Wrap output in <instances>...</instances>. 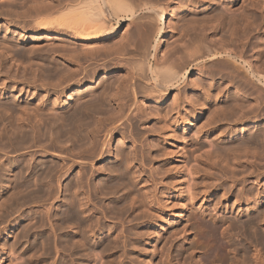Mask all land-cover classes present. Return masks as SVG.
<instances>
[{
  "label": "bare ground",
  "instance_id": "6f19581e",
  "mask_svg": "<svg viewBox=\"0 0 264 264\" xmlns=\"http://www.w3.org/2000/svg\"><path fill=\"white\" fill-rule=\"evenodd\" d=\"M15 1L17 2V0H0V21H4L6 23V26H7V29H5V23H0L2 25H4V29L5 31L2 32V30L0 29V50H2V52L0 51V75L4 74L5 73V76H3V80L6 78L11 77V74L10 72H12V70L16 67V65L14 66V64L12 65V61H15V63L17 64L18 61L19 63L17 64V67L19 66V64H21V66L19 67H22L21 68H18V71H20V73H22V77L21 79L23 80H27L26 83L29 84V86L32 88V90H34V92H32V95H30L29 93L27 92H30V91H27V92H23L21 87V91L20 92H17L15 88H13V91H8V87H7V84H6V79L1 82L0 86H1V91H0V97H3V100H0V150H5L7 153H20L21 150L23 149H26L28 150V148L31 149V147H34V148H40L41 149L43 148L44 149H67L69 152H72V154L75 152V153H78L80 154V157H83L85 158L84 156H87L88 158L90 157L92 159V157H102L103 154H105L104 152V147L106 148L107 146H109L113 139L115 138V136H121L122 138H126L128 135V131L124 132V128L123 126L126 125V121L128 120H131V125H135L137 126V128H141V127H145V125L147 123H149L151 121V119L153 117H163L165 118L167 114L169 113H174V114H177L178 116L176 118H179L181 117L180 116V112L184 111L183 109H186L189 105H191V107L193 106H196L198 108H200V111L198 110V112L200 113H196L195 116H194V119L193 121L195 120H199V117L204 114L205 110H207L206 108L208 106H210L212 103L211 101L208 102V103H205L207 102L208 100H206L205 102H201V97L202 96V89L204 86H206V83L204 84V76L205 77H208L209 79H212L214 80L215 78H220L223 76L227 79L228 82L225 81V84L227 83H231L232 86H235L237 87L235 89V87H233V89L236 90V93L238 94V96L240 95H244L243 90H240L239 88H247L249 89L248 91L251 90L250 94L252 93H257L256 95V103L259 105L258 102H264V67H262V65H264L263 63H260L261 66H259L260 64L257 63V59H256V65H254L252 59L253 58H250L251 57V53L249 54V51L250 50H247L248 47H247V44H248V39L250 38V36L247 34L245 35L244 33H248L247 30H248V27L250 28V25L246 18V22L247 25L245 26L243 24V26L247 27V28H244L245 30H243V26L240 27V29L242 28V30L238 29L237 30V25H238V21H236V23H234L236 26H233L234 28L236 27V30L233 29L232 31V35H234L233 38V41H237V43H234L236 44V46L233 48V47H226L224 45H222L223 43H220L218 40H217V37L215 36V38L213 37H210L209 34H208V30L206 31L205 28L203 27L202 30H199L200 28L199 27H196L199 23L200 25V22H196V16H195V19L194 21H192V23L194 22V25L190 23V29L193 25V27H196L193 28V30H187L186 26L185 27V30H186V33L184 31V35L181 36V33H183V31L180 33V35L178 34V38L176 39H180L182 40L181 42L178 43V40L176 41V46L170 50L172 51H169L167 50L166 51H163L165 54L162 56V57H159L158 56V53H161L159 52V48L161 47V45L163 44V42L165 41V35L164 38L160 39L162 34L165 32V27H167L166 23H165V18L167 16V14H170L172 12V8H170V2H168L167 0H20L19 3L18 2V5L15 3ZM175 1V0H173ZM191 1V4L195 1L193 0H185V2H189ZM198 1V0H197ZM209 1V0H208ZM211 1V0H210ZM251 1V0H250ZM184 0H183V3H185ZM202 2V1H201ZM206 2V1H205ZM218 2V1H217ZM253 2V1H252ZM180 3V2H179ZM190 3V2H189ZM212 3V2H211ZM215 3V2H214ZM231 3V2H230ZM251 3V2H250ZM197 4V3H195ZM232 4V3H231ZM253 4V3H252ZM185 5V4H184ZM182 5L181 3V6H184ZM194 5V4H193ZM217 5V4H215ZM214 5V6H215ZM186 6V5H185ZM190 6V5H189ZM211 6V5H210ZM213 6V7H214ZM188 7V6H187ZM216 7V6H215ZM233 7V6H232ZM235 7V6H234ZM239 7V6H238ZM254 9L255 8H258V7H255L253 6ZM175 8V7H174ZM173 8V9H174ZM181 8V7H180ZM208 8V7H207ZM225 8V7H224ZM223 8V10H224ZM231 8V7H230ZM252 8V7H251ZM188 9V8H187ZM189 9H191L189 7ZM198 9V8H196ZM212 9V8H211ZM221 9V7H220ZM177 10V8H176ZM183 14L185 12V7L184 8H181L180 9ZM200 10V9H199ZM202 10V9H201ZM206 10V9H205ZM210 10V9H209ZM213 10V9H212ZM217 11V9H215ZM226 10V9H225ZM224 10V11H225ZM231 11H235L234 8L233 10L230 9ZM261 10V9H260ZM259 10V11H260ZM214 11V10H213ZM219 11V10H218ZM221 12L222 9L220 10ZM219 11V12H220ZM246 12V9L244 10ZM251 11V10H250ZM256 11V10H254ZM230 12V11H229ZM244 12V13H245ZM249 12V11H247ZM257 12V11H256ZM255 12V13H256ZM263 13V11H261ZM260 12V13H261ZM141 13H145V14H141ZM176 13V12H175ZM181 13V14H182ZM212 13V12H209V14ZM218 13V12H216ZM232 13V12H231ZM243 13V12H242ZM243 13V17L245 16V14ZM251 13V12H250ZM261 13V14H262ZM140 14V15H139ZM173 14V16H175L174 13H171ZM178 14V13H176ZM180 14V15H181ZM206 14V16L204 15V17L207 18V15L208 17L209 16H212V14ZM219 14V13H218ZM218 14H214V19H215V16H217ZM222 14V13H220ZM234 14V13H233ZM248 14V13H247ZM252 14V13H251ZM258 14V13H257ZM264 14V13H263ZM142 16V15H145V18L147 16V19L149 17V20H145V22H149L152 21V19L154 18V22L153 23H158L157 26L156 24H149L148 23H145L146 27L148 28V26L152 29H154V25H155V31H156V34L160 36L159 39H155L153 40L155 43L153 44L152 41L150 40L151 37H149V34L151 32V29L149 28L148 31L149 33L145 32V34H147L145 37L143 34H144V31H147V30H142L140 28V26H138L142 31H143V34H142V31H141V34L142 36H139L140 37H145L143 38V40H139V44H136V49H133L134 51H137V53H139L138 55H141L138 59L140 60L139 62H137V64H135L136 66L133 67V65L130 67L129 65V69H127L126 73L124 74L125 76L121 77L120 76V79L117 78V82H116V79H113L112 81H110V78L107 80H102L98 78V74L103 71L104 73H107L109 74L112 70H116V69H119L121 67H123V65H120V62L118 60H120V57L124 54V49L127 47V45H129V35H124L121 37V39H119L118 41L116 40L115 44L113 46H110V45H107V43L105 44H102L101 41L109 38V37H112L116 34V31L118 30V28L120 27L121 23L123 22H126L128 20H134L137 19L136 16ZM253 15V14H252ZM138 16V17H139ZM172 16V15H171ZM185 17V15H183ZM192 17H194L193 15H191ZM199 16V15H198ZM222 17V15H219L218 16V19H220L219 17ZM223 16H225V12L223 13ZM228 16V15H227ZM232 16V15H231ZM230 16V17H231ZM235 16V15H234ZM251 16V15H250ZM250 16H248L250 18ZM254 16V15H253ZM256 16V15H255ZM203 17V16H202ZM203 17V19H205ZM229 17V18H230ZM252 17V16H251ZM258 17V15H257ZM188 17H186L185 19H187ZM210 18V17H209ZM212 18V17H211ZM229 22L231 21L232 22V19L236 20L237 17H231L232 19H229ZM242 18V17H241ZM263 18V17H262ZM189 19H192V18H188L187 20ZM212 19V20H214ZM225 19H226V16H225ZM224 19V20H225ZM243 19V18H242ZM245 19V18H244ZM243 19V20H244ZM132 20V21H133ZM156 20V21H155ZM199 19H197L198 21ZM206 20V19H205ZM208 20V19H207ZM217 20V19H215ZM214 20V21H215ZM223 19L221 18V21ZM239 20V19H238ZM242 20V21H243ZM254 20V19H253ZM251 20V21H253ZM135 21V20H134ZM202 21V19H201ZM211 21V20H210ZM220 21V20H218ZM250 23H253L251 22ZM255 21V20H254ZM259 21V19H258ZM129 22V21H128ZM127 22V23H128ZM137 22V21H136ZM144 22V21H143ZM225 21H222L221 23H223ZM228 22V23H229ZM241 22V20H240ZM243 22V23H244ZM257 22V21H256ZM261 22V21H259ZM13 23V25H11ZM130 23V22H129ZM138 23V22H137ZM186 25H187V21L185 22ZM197 25H196V24ZM203 23V22H202ZM210 23V22H209ZM215 23H218V22H215ZM214 23V24H215ZM227 23V22H226ZM227 23V24H228ZM242 23V22H241ZM240 23V24H241ZM263 23V22H262ZM131 24V23H130ZM128 24V25H130ZM135 24V23H134ZM142 24V23H141ZM220 24V23H219ZM230 24V23H229ZM255 24H258V23H255ZM261 24V23H260ZM258 24V25H260ZM148 25V26H147ZM185 25V24H184ZM196 25V26H195ZM212 25V24H211ZM257 25V27H258ZM225 26V25H224ZM230 26V25H229ZM231 26V27H232ZM254 26V25H252ZM251 26V28H252ZM264 26V24H263ZM2 27V26H1ZM2 27V28H3ZM143 27V26H142ZM145 27V26H144ZM223 27V26H222ZM232 27V28H233ZM199 28V29H198ZM255 28V27H254ZM173 29V28H172ZM175 29V28H174ZM173 29V30H174ZM229 29V28H228ZM247 29V30H246ZM260 29V28H259ZM250 30V29H249ZM221 31H224V30H221ZM228 31H231L228 30ZM228 31H224V32H228ZM255 31V30H254ZM259 31V30H258ZM128 32V31H127ZM234 32V33H233ZM252 32V31H251ZM256 32V31H255ZM155 33V32H154ZM231 35V32H229ZM250 33V32H249ZM254 33V32H253ZM253 33H251L253 35ZM135 34V33H133ZM152 34V32H151ZM153 37V35H151ZM226 33H224L225 35ZM136 35V34H135ZM223 35V36H224ZM227 35V34H226ZM225 37L227 38L228 36ZM231 35V36H232ZM245 36V39L246 40H243V37ZM138 36V37H139ZM156 36V35H155ZM181 37H184L183 39L180 38ZM218 36V34H217ZM222 36V37H223ZM243 36V37H242ZM133 37V36H132ZM139 37V38H140ZM224 38V40L226 39ZM126 39V41H124ZM133 39V38H131ZM137 39V38H136ZM142 39V38H141ZM175 39V40H176ZM219 39V38H218ZM230 39V37H229ZM44 40H48L46 43L43 42ZM56 40L60 41L57 45V42L56 44L54 43ZM174 40V41H175ZM223 39H221L222 41ZM228 40V39H227ZM252 40V39H251ZM257 40V39H256ZM258 40H261L258 39ZM229 41V40H228ZM231 40L230 43L233 42ZM255 41V40H254ZM263 41V40H262ZM101 43V44H98V43ZM227 43V41H225ZM224 42V44H226ZM251 42V41H250ZM42 43H45V45H43ZM51 43V44H50ZM52 43H54L52 45ZM254 42H252L253 44ZM260 43V42H259ZM259 43H258V49L261 47H259ZM47 44V45H46ZM49 44V45H48ZM229 44V43H228ZM227 44V46H229ZM234 44H230V45H234ZM256 44V43H255ZM252 46V48H254V45ZM262 44V43H260ZM263 45V44H262ZM47 46V47H46ZM50 46V47H48ZM256 46V45H255ZM264 47V46H262ZM261 47V48H262ZM251 47H249L250 49ZM257 48V47H256ZM258 49H255V50H258ZM253 50V49H251ZM259 50H262V49H259ZM246 51H248L246 53ZM259 53V51H257ZM260 52H264V51H260ZM257 53V54H258ZM250 57H248V55ZM256 54V53H255ZM261 54V53H259ZM160 55V54H159ZM264 55V54H262ZM112 56V57H111ZM260 56V55H259ZM252 57H255L254 55ZM258 57V56H257ZM262 57V56H261ZM260 58V57H259ZM9 59H12V63H8V61H10ZM113 59L115 60L116 59V62L113 61ZM264 59V57L262 58ZM28 62V65L31 67L27 68V70L31 69V72L30 70L28 72H30V74L27 73L26 69H25V64L27 65L26 61ZM255 60V59H254ZM25 61V62H24ZM113 61V62H112ZM22 62H24L25 64L23 65ZM9 64V68L10 66L12 65L13 69L6 70V67L7 65ZM259 64V65H258ZM27 65V66H28ZM26 66V67H27ZM209 66H211V68L209 69ZM34 67V68H33ZM89 67V68H88ZM126 67L128 68V65H126ZM124 67V68H126ZM208 67V69H207ZM24 68V69H23ZM20 69V70H19ZM24 70V71H23ZM16 71V70H15ZM22 71V72H21ZM118 71V70H117ZM13 74L15 73L14 71L12 72ZM19 72H17L16 74H18ZM20 73L18 74L20 76ZM80 74H83L82 77H77L79 76ZM225 74V75H224ZM194 75H198L200 76L199 77V80L195 78H193ZM15 76V74H14ZM17 76V75H16ZM105 76V75H104ZM100 77V76H99ZM108 77V76H107ZM119 77V76H118ZM222 77V78H223ZM12 78V77H11ZM101 78V77H100ZM105 77H103L104 79ZM204 78V79H203ZM16 79V78H15ZM14 79V80H15ZM20 79V78H19ZM112 79V77H111ZM209 79L207 80V84L209 83ZM224 79V78H223ZM222 79V80H223ZM10 81V79H7ZM21 80V81H23ZM91 80V85L88 87L86 84V82L90 81ZM99 80V81H98ZM217 80V79H216ZM215 80V81H216ZM17 81V79H16ZM115 81V83H114ZM203 81V82H202ZM214 81V82H215ZM37 82H39V88L40 86L42 87V91H46L47 90V94L43 93L44 95L42 96H38V88H37ZM211 82V81H210ZM213 82V81H212ZM211 83V84H208V86H210V89H214L216 87V83ZM220 82V81H218ZM224 82V81H223ZM222 82V83H223ZM25 84V82H24ZM224 84V85H225ZM218 85V84H217ZM223 85V84H222ZM221 85V86H222ZM22 86V85H21ZM218 87V88H221ZM18 87V86H17ZM226 88V86H224ZM223 87V88H224ZM228 87V86H227ZM224 88V89H225ZM232 88V87H231ZM51 91L52 89V93L51 94H48V91ZM71 90V91H68L66 92V90ZM217 89V88H216ZM229 89V88H228ZM227 89V90H228ZM222 90V88H221ZM219 90V91H221ZM189 91H193L195 92L194 95L196 97H193L192 98V95L190 96V92ZM211 91V90H210ZM224 91V90H223ZM231 91V90H230ZM243 91V92H242ZM40 92V91H39ZM70 92V94H68ZM204 92V91H203ZM208 91L206 90L205 93H207ZM215 92V91H214ZM227 92V91H225ZM235 92V91H234ZM174 93V95H172L173 97V101L171 102L172 103V108L168 109L167 110V106L166 107H161L163 106V104H166V100L169 98V96ZM190 93V94H189ZM209 93V92H208ZM218 89H217V93L215 92V94H217L215 97L218 99V101H226V99H229L230 98V94L229 95H226V94H218ZM222 93V92H220ZM229 93V92H228ZM231 93V92H230ZM233 94V93H231ZM247 94V93H246ZM205 95V94H203ZM214 96V94H213ZM212 92H210L208 95H207V99H210L212 100ZM232 96V95H231ZM235 97H233V102L228 100V104L225 103V105L223 103V106H221V104L219 105V107L217 106H214L211 108L209 107V111L210 109L212 111H210L209 113L211 115H209L208 112H206V114L208 113V115L210 116L208 118V116L206 115V117L208 118V120L206 121L205 119L203 121L206 122V125H202L203 123H198L200 124V128L203 129L205 126H207V123L209 126H211V122L213 121H218L216 119H222L224 118V120L226 119V122L227 121H230L232 120L233 118L236 120H232V121H235V123L238 122V119L240 120L241 117L245 116V115H242L241 113L243 112V114L245 112L248 111V107H250L249 105H251L252 103H248V107H247V103L246 101H244L245 103H242L244 99V97L242 99H240V96L237 97L236 94L234 95ZM254 96V95H253ZM171 97V96H170ZM206 97V96H205ZM242 97V96H241ZM252 97V96H251ZM11 98V99H10ZM204 98V97H203ZM216 98L213 97L214 100H217ZM232 99V98H231ZM248 101V99H246ZM217 101V102H218ZM229 101L234 104L233 106H229ZM254 101V99H253ZM252 101V102H253ZM149 102H151L152 104L156 103V104H159L161 105L160 106V109L161 108H164V110H159L158 108V112L156 113V116L152 115L153 112L151 111H148L150 108V105H149ZM166 102V103H165ZM249 102V101H248ZM211 103V104H210ZM216 103L213 101V104ZM210 104V105H209ZM244 105L245 104V107H243L242 109H244L242 111V109H240L241 111H239L237 108H239L241 105ZM254 104V102H253ZM256 104V105H257ZM167 105V104H166ZM208 105V106H207ZM231 105V104H230ZM261 105V104H260ZM259 105V106H260ZM226 106L225 108H222ZM254 106V105H253ZM251 105V109L253 107ZM262 106V105H261ZM264 106V104H263ZM158 107V105H157ZM149 108V109H148ZM189 108V107H188ZM195 108V107H194ZM214 108V109H213ZM245 108H247V111L245 110ZM249 108V111H251V109ZM255 110L257 111V109L260 107L257 106V109L256 107H254ZM263 108V107H261ZM155 109V108H154ZM166 109V110H165ZM237 109V111H236ZM157 110V108L155 109ZM154 110V111H155ZM182 110V111H181ZM187 110V109H186ZM254 109L252 111H255ZM262 110V109H261ZM196 111V109H195ZM239 113L240 115H242L240 118L238 116L240 115H236L237 113ZM264 112V109L262 110ZM169 112V113H168ZM258 112V111H257ZM261 112V111H260ZM258 112V113H260ZM134 113V114H133ZM252 113H256V112H252ZM257 113V115H258ZM262 113V112H261ZM260 113V114H261ZM247 114V113H246ZM263 114V113H262ZM159 115V116H158ZM171 114H169L170 116ZM191 114H189L190 116ZM194 115V114H192ZM254 115V114H253ZM176 116V115H175ZM175 116L172 117L171 120H174ZM223 116V117H221ZM249 116V114H248ZM250 116H251V112H250ZM255 116V115H254ZM260 116V115H259ZM258 116V117H259ZM263 116V115H261ZM168 117V116H167ZM247 117V116H246ZM245 117V118H246ZM253 117V116H251ZM251 117L247 120H250ZM170 118V117H169ZM174 118V119H173ZM182 118V117H181ZM184 118V117H183ZM190 118V117H189ZM257 118V116H256ZM160 119V117L158 118V120ZM162 119V118H161ZM160 119V120H161ZM187 119V118H186ZM192 119V118H191ZM165 120V119H164ZM163 120V121H164ZM168 120V118H167ZM177 120V119H176ZM181 119H179L178 121H180ZM183 120V119H182ZM190 120V119H189ZM252 120V119H251ZM166 121V120H165ZM164 121V123H166ZM175 121V120H174ZM172 121V122H174ZM201 121V120H200ZM230 121V122H232ZM244 121V119H243ZM242 121V122H243ZM246 121V120H245ZM176 122V121H175ZM220 122V121H219ZM223 122V121H222ZM225 122V123H226ZM241 122V121H240ZM128 123V122H127ZM163 123V124H164ZM169 123V122H167ZM183 123V122H182ZM190 125H193L194 123L192 121L189 122ZM130 124V123H128ZM159 124V123H158ZM157 124V125H158ZM162 122L159 124L160 126H164L166 124H162ZM171 124V122H170ZM185 124V123H184ZM197 124V123H196ZM205 124V123H204ZM217 124V123H216ZM214 123V125H216ZM231 124V123H229ZM233 124V123H232ZM130 125V126H131ZM151 125V124H150ZM158 125V126H159ZM173 125V123H172ZM189 125V124H188ZM213 125V124H212ZM219 125V124H218ZM217 125V126H218ZM256 125V124H255ZM135 126H132L135 128ZM148 126V125H146ZM152 126V125H151ZM159 126L158 129L160 130H164V128H168L170 125H166L163 129ZM168 126V127H167ZM198 126V127H197ZM195 129H199V125H197ZM220 126V125H219ZM230 126V125H229ZM237 126V125H236ZM253 126V124H252ZM264 126V125H263ZM261 128V130H263V127ZM143 127V128H144ZM150 127V126H149ZM156 127V125H155ZM154 127V128H155ZM172 127V126H170ZM169 127V128H170ZM215 127V126H214ZM224 127V126H223ZM242 127V126H241ZM147 128V127H145ZM144 129H140L141 133H142V130L143 132H146L147 130ZM165 128V129H166ZM173 128V127H172ZM185 128V127H184ZM194 128V127H193ZM228 128V127H226ZM245 128V127H244ZM147 129H150V128H147ZM158 129L155 128V131L153 128H151L150 130H154L153 131V135L156 136H159L160 135V132ZM206 129V128H205ZM209 129V128H208ZM225 129V128H224ZM222 129V130H224ZM239 129H242V128H239ZM246 129V128H245ZM255 129V128H254ZM260 128H257L254 130L253 132V129H252V132H247L245 134H248L246 137H244L243 140H236L237 142H233L232 144L229 143L230 145V148H234L235 151L238 150V151H241L243 149V147L245 145H247L248 143L254 145L255 149L257 148V144L259 143H262L260 145H263L264 143V131H261L259 130ZM130 130V129H129ZM134 130V129H132ZM131 130V132H132ZM137 130V129H136ZM136 130L132 133H136ZM145 130V131H144ZM168 130V129H167ZM172 130V129H171ZM227 130V129H225ZM228 130H230L228 128ZM139 130H137L138 132ZM149 131V130H148ZM165 131V130H164ZM173 131V130H172ZM171 131V132H172ZM203 131V130H202ZM234 131V130H233ZM130 132V134H131ZM174 132V131H173ZM199 132H201V130H199ZM219 132V131H218ZM222 132V131H221ZM221 132H219L218 134H220V136H222ZM230 133V131H228ZM127 133V134H126ZM141 133H139L138 135H140ZM151 133V132H150ZM164 133V132H163ZM161 134L162 136L163 135H166L167 136V132L166 134ZM170 133V132H169ZM175 133V132H174ZM174 133H172V136H168L169 139L173 137ZM203 133V132H202ZM223 133H225L223 131ZM243 133V132H242ZM147 134V133H146ZM149 134V133H148ZM171 134V133H170ZM176 134V133H175ZM231 134V133H230ZM105 135V139H103V136ZM136 135V134H135ZM135 135L133 136L135 139ZM145 135V134H144ZM152 135V134H151ZM216 135V133H215ZM126 136V137H125ZM130 136V135H128ZM142 137H144L143 135H141ZM140 136V137H141ZM146 136V135H145ZM161 136V137H162ZM164 136V137H166ZM176 136V135H175ZM198 136V135H197ZM242 136V135H241ZM131 138H133L132 136H130ZM154 137V138H155ZM129 138V137H128ZM160 140V136L158 137ZM163 138V137H162ZM167 138V137H166ZM176 138V137H174ZM190 138V137H189ZM194 138V137H191V139ZM220 138V137H219ZM226 138V137H225ZM228 138V137H227ZM233 138V137H232ZM239 138V137H238ZM241 138V137H240ZM140 139V138H139ZM138 139V140H139ZM142 139V138H141ZM146 139H148L146 137ZM145 139V140H146ZM156 139V138H155ZM215 139V138H214ZM213 139V140H214ZM218 139V138H217ZM215 139V140H217ZM125 140V139H124ZM128 140V139H127ZM137 140V141H138ZM162 140V139H161ZM168 140V139H166ZM187 140V139H186ZM193 140V139H192ZM212 140V141H213ZM222 140V139H221ZM224 140V139H223ZM131 143L132 141L134 142L133 139L130 140ZM137 141L135 140V142L137 143ZM153 140H151L150 142H152ZM164 141V140H163ZM162 141V142H163ZM170 141V140H169ZM172 141V140H171ZM218 141H220L218 139ZM129 142V140H128ZM143 142V141H142ZM148 142V141H147ZM146 142V144H147ZM155 142V141H153ZM167 142V141H166ZM195 142V141H194ZM211 142V141H210ZM227 142H230V141H227ZM189 143V142H188ZM197 142L193 143L196 144ZM201 143V142H200ZM214 143V142H213ZM217 143V142H215ZM220 143H222L221 147H223V141H220ZM133 144V148L135 147L134 146V143ZM131 144V145H132ZM152 144V143H151ZM150 144V145H151ZM155 143H153V147ZM187 144V143H186ZM192 144V143H191ZM191 144H187V149L190 147ZM219 144V142H218ZM226 144V142H225ZM228 144V143H227ZM148 145V144H147ZM149 145V146H150ZM156 145V144H155ZM201 145V144H200ZM229 145H228V148H224V151H225V155H220L221 151L219 152L220 158H223V156H230L227 152L229 150L230 152V149H229ZM257 145V146H256ZM259 145V146H260ZM40 146V147H39ZM148 146V147H149ZM157 146V145H156ZM165 146V145H164ZM185 146V147H186ZM189 146V147H188ZM197 146H198V143H197ZM213 146V145H212ZM217 148V146L219 145H214V148ZM227 146V145H225ZM137 147V146H136ZM152 145L149 147V149H153ZM158 147V146H157ZM160 147V146H159ZM163 147V146H161ZM170 147V146H168ZM168 147H165V148H168ZM195 148H192L191 147L189 149L191 150H194L196 149V146H194ZM199 147V146H198ZM220 146L214 150H216L218 152V149L221 148ZM248 146H246V148H244L243 150L247 153L244 155L243 153V150H242V153L244 156L246 155H249L250 152L252 151H249L247 149ZM250 147V146H249ZM253 147V146H251ZM250 147V148H251ZM263 147V146H262ZM126 148V146H125ZM139 148V147H138ZM136 149V150H139V149ZM201 148V147H200ZM242 148V149H241ZM259 148V147H258ZM257 148V149H258ZM261 148V147H260ZM259 148V150H260ZM29 149V150H30ZM40 149V150H41ZM133 149V150H135ZM162 149V148H161ZM164 149V148H163ZM169 149V148H168ZM188 149V150H189ZM199 150V148H197ZM196 149V151H197ZM222 149V148H221ZM220 149V150H221ZM225 149H228L227 151ZM246 149V150H245ZM253 149V148H252ZM263 149V148H262ZM29 150H28V153H29ZM32 150V149H31ZM30 150V151H31ZM35 150V149H34ZM106 150V149H105ZM119 150V149H118ZM155 150V149H154ZM156 150H160L159 149H156ZM167 150V149H166ZM172 150V148H171ZM170 150V151H171ZM174 150V149H173ZM223 150V149H222ZM249 152H248V151ZM258 150V152H260ZM4 151V152H5ZM26 151V150H25ZM36 151V150H35ZM42 151V150H41ZM40 151V152H41ZM46 151V150H45ZM49 153V150H47ZM51 151V150H50ZM53 151V150H52ZM62 151V150H61ZM60 151V154H62L63 152ZM111 151V150H110ZM127 151L130 152H133V151H130L127 149ZM126 150L122 149L120 151L117 152V155H118V159H117V162L115 164H113L112 167H108L109 169H107L109 172H111V175H116L117 176V180H126L124 179V174H126L125 172V169L129 168L130 166L126 165L127 163L131 164L132 162H128V159L134 157V156H130V158L128 157V152ZM151 151V150H150ZM161 151V150H160ZM160 151H155L157 152V154L155 155H162V154H158ZM195 151V152H196ZM212 151V150H211ZM234 151V152H235ZM37 152V151H36ZM34 152V153H36ZM40 152H37V153H40ZM44 152V151H43ZM42 152V153H43ZM54 152V151H53ZM53 152H51L53 154ZM107 152V151H106ZM136 152V151H134ZM134 152L132 153L134 155ZM140 152V150H139ZM149 152V150H148ZM154 152V151H153ZM165 152V150H164ZM167 152V151H166ZM190 153H192L191 151H189ZM217 152L215 154V152H213V155L217 156ZM223 152V151H222ZM233 152V153H234ZM237 152V151H236ZM253 152V151H252ZM256 152V151H254ZM253 152V153H254ZM263 152L262 151V155H263ZM24 153V152H23ZM41 153V154H42ZM138 153V152H136ZM160 153H163L160 152ZM168 153V152H167ZM167 153L162 155L163 157H165V155L167 156ZM194 153V151H193ZM192 153V154H193ZM231 153V152H230ZM239 155H241L239 152H237ZM235 153V155L238 156V154ZM249 153V154H248ZM6 154V153H5ZM4 154V155H5ZM22 155V152L20 153ZM31 154V153H29ZM55 154V153H54ZM130 153V155H132ZM143 154V153H142ZM153 154V153H152ZM208 154V153H207ZM227 154V155H226ZM257 154V152L255 153ZM253 154V155H255ZM1 155V154H0ZM28 155V154H27ZM37 155V154H36ZM44 155V153L42 154ZM56 155L59 156V154L56 153ZM66 155V154H65ZM64 155V156H65ZM74 155V154H73ZM82 155V156H81ZM136 155V154H135ZM145 155V153L143 154ZM148 155H151L150 152L148 153ZM176 155V154H175ZM204 155H206V153H204ZM212 155V153H211ZM211 155L208 154V156L210 157ZM232 155V154H231ZM260 154H258L259 156ZM19 156V155H18ZM57 156V158H58ZM63 156L60 155V157ZM75 156H77L75 154ZM158 156H154V157H158ZM203 156V154H201V157ZM206 156V157H208ZM250 156V155H249ZM248 156V157H249ZM49 157V156H48ZM150 157V156H149ZM208 157V158H209ZM240 157V156H239ZM242 157V156H241ZM240 157V159H241ZM247 157V156H246ZM247 157V158H248ZM261 157V156H260ZM1 158V156H0ZM51 158V157H50ZM55 158V157H54ZM52 158V159H54ZM56 158V159H57ZM68 158L67 156L64 157V158H59L58 160H49L46 158H43V157H39L38 156H35L33 155V152H32V156H23L22 157H16L14 159H9L11 161H6V160H2L0 159V222H3L4 220L3 219H8L10 217H7L6 215V211H4V209H8L6 207H9L10 208V201L12 202V204H14L13 202H18L19 205L20 203H24L25 205L30 201L31 204H34L33 202H43L44 200H50L48 198H52V196L56 197L59 193H57L55 195V193H53L55 190L58 191V188L56 189V181L58 182V180L60 179H63V178H60L62 176H65V172L69 171L67 170L68 168L66 167V165H70L67 163V159ZM87 158V159H88ZM153 158V157H152ZM155 158V160H156ZM159 158V157H158ZM157 158V159H158ZM199 158V157H198ZM207 159H203V160H208ZM211 158V157H210ZM218 158V157H217ZM225 158V157H224ZM228 158V157H227ZM235 158V162H236V157ZM254 158V156H253ZM4 159V158H3ZM86 159V161H87ZM102 159V158H101ZM136 159V156L135 158ZM145 159V157L143 158V160ZM154 159V158H153ZM161 159V156L160 158ZM201 159V158H199ZM212 159V158H211ZM243 159V157H242ZM246 158L244 157V161ZM252 159V158H251ZM250 159L249 157V162L251 163L252 160ZM259 160V158H257ZM261 159V158H260ZM66 160V162H65ZM83 160V159H81ZM94 160V159H93ZM130 160V161H131ZM163 160V159H162ZM198 160V159H197ZM213 160V159H212ZM219 160V159H218ZM226 160V159H224ZM223 160V161H224ZM257 160V161H258ZM262 160V159H261ZM85 161V159H84ZM133 161V160H132ZM142 161V160H141ZM215 161V159H214ZM220 161V160H219ZM227 161H230L229 159H227ZM234 161V159H233ZM238 161V159H237ZM260 161V160H259ZM258 161V162H259ZM72 162V161H71ZM93 162V161H92ZM143 162H146V161H143ZM141 162V163H143ZM209 162V160H208ZM211 163H213L211 160H210ZM222 162V161H221ZM240 162V161H238ZM264 161H261V163H263ZM205 163V162H204ZM228 163V162H227ZM226 163V164H227ZM232 163V162H231ZM237 163V162H236ZM243 163H246V162H243ZM255 163H256V157H255ZM254 161L252 162V165L255 164ZM260 163V162H259ZM258 163V164H259ZM260 163V164H261ZM77 164V163H76ZM84 164V163H83ZM90 164V163H89ZM145 164V163H144ZM208 164V163H207ZM221 164V163H220ZM224 164V163H223ZM234 164V162H233ZM72 165V164H71ZM70 165V166H71ZM75 165V164H74ZM211 165V164H210ZM210 165L208 167H210ZM214 165V163H213ZM222 165V164H221ZM225 165V164H224ZM228 165V164H227ZM232 165V164H231ZM244 165V164H243ZM250 165V164H248ZM264 165V164H263ZM69 166V167H70ZM73 166V165H72ZM85 166V165H84ZM93 166V164H92ZM110 166V165H109ZM128 166V167H126ZM144 166V165H142ZM178 166V165H177ZM235 166V164H234ZM242 166V165H241ZM255 166V165H254ZM259 166V165H257ZM256 166V167H257ZM262 165H260L259 167H261ZM136 167V165H135ZM203 168V166H198V168ZM207 167V166H206ZM204 167V168H206ZM245 167V166H243ZM256 167H253L252 168H256ZM264 167V166H263ZM92 168V167H91ZM89 167V170L91 169ZM145 168V167H144ZM196 168V167H195ZM230 168V167H229ZM237 168V167H235ZM241 168V167H240ZM250 168V167H249ZM251 168V169H252ZM135 169V168H134ZM132 168V172H134V170ZM141 169H143L141 167ZM200 169V170H201ZM207 169V168H206ZM204 169V170H206ZM247 169H248V166H247ZM259 169V168H257ZM256 169V170H257ZM261 169L263 170L264 168L261 167ZM89 170L85 167H82L80 168L79 170V174L77 173L76 176L80 175V178L81 176L84 174L85 176L89 173L91 174L93 172V169L91 171V173L89 172ZM244 170V169H242ZM246 170V169H245ZM138 171V170H137ZM144 171V170H143ZM155 171V170H154ZM168 171V170H167ZM198 171V170H197ZM196 171V172H197ZM259 171V170H258ZM66 172V173H67ZM108 172V173H109ZM141 172V171H140ZM165 172V171H164ZM264 173V171H262ZM261 172V174H263ZM129 173V172H127ZM136 173V172H135ZM134 173V174H135ZM138 173V172H137ZM154 173V172H153ZM198 173V172H197ZM245 173V172H244ZM110 174V173H109ZM133 174V179H136L134 178ZM156 174V173H155ZM159 174V173H158ZM206 174V173H205ZM255 174V173H254ZM128 175V174H126ZM163 175V174H162ZM166 175V174H165ZM203 175V174H202ZM201 175V176H202ZM260 175V173H259ZM258 175V176H259ZM88 176V175H87ZM91 176V175H90ZM92 176H93V173H92ZM129 176V175H128ZM164 176V175H163ZM234 176H235V171H234ZM241 176V175H240ZM239 176V177H240ZM257 176V174H256ZM68 177V176H67ZM84 177V176H83ZM82 177V178H83ZM130 177V176H129ZM236 177H237V174H236ZM244 177V176H243ZM255 177V176H254ZM56 178H59L56 180ZM75 178V177H74ZM116 178V177H114ZM113 178V179H114ZM73 179V178H72ZM76 179L75 178L74 180L69 181L68 185H67V189H69L70 187H72L74 184H76ZM84 179H88L89 180V177H84ZM131 179V177L129 178ZM129 179H127L129 181ZM240 178H238V181H239ZM246 179V178H245ZM56 180V181H55ZM79 180V179H78ZM77 180V181H78ZM82 180V179H81ZM92 180V179H91ZM116 180V181H117ZM126 180V181H127ZM55 181V182H54ZM66 181V180H65ZM90 181V180H89ZM109 181V179L107 180V182ZM111 181V180H110ZM115 181V179H114ZM114 181L112 180L111 183L107 184L106 186L103 185V188L102 190L104 189V187H110V186H113L115 183ZM127 181V182H128ZM132 181V180H131ZM130 181V183H134L135 181L133 180L132 182ZM241 181V180H240ZM81 182H84L83 180ZM87 181H85L86 183ZM138 182V181H137ZM148 182V181H147ZM56 183V184H54ZM60 183V182H59ZM79 184V182H77ZM118 183V182H117ZM120 183V182H119ZM123 183V181H122ZM126 183V182H124ZM129 183V182H128ZM63 184V183H62ZM77 184V185H78ZM82 184V183H80ZM79 184V186H81ZM89 184V183H87ZM86 184V185H87ZM103 184V183H102ZM101 184V185H102ZM136 184V182H135ZM139 184V183H138ZM196 184V183H195ZM60 185V184H59ZM58 185V186H59ZM66 185V183H65ZM63 185V186H65ZM76 185V186H77ZM100 185V186H101ZM109 185V186H108ZM117 184H115L116 186ZM125 185H128V184H125ZM198 185V184H197ZM214 185V184H213ZM61 185V187H63ZM75 186V185H74ZM118 187L120 186L119 184L117 185ZM130 186V185H129ZM132 186V185H131ZM130 186V187H131ZM204 186V185H203ZM207 186V185H206ZM204 186V187H206ZM210 186V184H209ZM78 187V186H77ZM77 187H75V191L76 189H78ZM117 187V188H118ZM128 187V186H127ZM133 187V186H132ZM54 188V189H52ZM83 184H82V189H83ZM96 188V187H95ZM99 188V187H98ZM112 188V191L115 189L114 186L113 187H110ZM208 188V186H207ZM211 188V187H210ZM66 189V187H65ZM66 189V190H67ZM81 189V187H80ZM85 189V188H84ZM108 188H106L107 190ZM203 189V188H202ZM206 189V188H205ZM54 190V191H53ZM61 190V189H60ZM74 190V188L71 189V191ZM97 190V189H96ZM132 190V189H131ZM55 191V192H56ZM68 191V190H67ZM71 191L69 190L68 192H70V194L72 195H77L78 191L75 193V191H73L71 193ZM108 191V190H107ZM116 191V189L114 190ZM190 191V190H189ZM192 191V189H191ZM203 191V190H202ZM201 191V192H202ZM210 191V190H209ZM224 191V190H223ZM227 191V190H226ZM59 192V191H58ZM66 192V191H65ZM86 192V191H85ZM106 192V191H105ZM108 195L106 197L109 196L110 191H108ZM118 192V191H117ZM116 192V193H117ZM148 192V191H147ZM150 192V191H149ZM197 192V191H196ZM205 192V191H203ZM52 193L54 195H52ZM67 193V192H66ZM100 193V191H99ZM101 193H104V192H101ZM200 193V192H199ZM206 193V192H205ZM61 194V193H60ZM59 194V196H60ZM70 194H63L64 195H69ZM85 194V193H84ZM83 194V195H84ZM107 194V192H106ZM105 194V195H106ZM226 194V193H225ZM74 195V196H75ZM81 195V194H80ZM112 195V194H111ZM114 195V194H113ZM119 195V194H118ZM117 195V196H118ZM195 195V194H194ZM227 195V194H226ZM57 196V197H59ZM68 196V197H69ZM79 196V195H78ZM87 196V195H86ZM121 196V195H120ZM119 196V197H120ZM126 195H123V197H125ZM146 196V194H145ZM195 196H198L195 195ZM200 196V195H199ZM225 196V195H224ZM223 196V197H224ZM251 196V195H250ZM53 197V198H54ZM67 197V196H65ZM67 197V198H68ZM73 197V196H72ZM77 197V196H76ZM83 197V196H82ZM147 197V196H146ZM191 197V196H190ZM194 197V196H192ZM60 198V197H59ZM64 198V197H63ZM65 198V199H67ZM75 198V197H74ZM74 198H72L74 200ZM80 197H78L79 199ZM117 198V197H116ZM115 198V199H116ZM136 198V197H134ZM203 198V197H202ZM205 198V197H204ZM240 198V197H239ZM243 198V197H242ZM62 199V198H60ZM64 199V200H65ZM69 199V198H68ZM67 199V200H68ZM76 199V198H75ZM89 199V198H88ZM113 199V198H112ZM118 199V198H117ZM125 199V198H124ZM196 199V198H195ZM14 200V201H13ZM43 200V201H42ZM56 200V198H55ZM54 200V201H55ZM58 200V199H57ZM143 200V199H142ZM145 200V199H144ZM151 200V199H150ZM246 200V199H245ZM60 201V200H59ZM58 201V202H59ZM66 201V200H65ZM69 201V200H68ZM75 201V200H74ZM74 201H72L70 199L69 201V207L68 205H66L67 209L65 210H61V211H56L55 210L52 212V211H46L47 213L45 214L46 215V219L50 221H55L53 224L52 227H54V230L55 232H59L63 229L64 224L65 223H68L67 226L70 224H74V226L76 225V232L77 230H80L79 228L82 227V226H85V225H81L83 223H80L82 222L81 220V215H80V211H78L79 206H82V203L83 201L82 200H78L79 201H82L79 203V206L77 204V202L75 203ZM89 201V200H88ZM115 201V200H114ZM124 201V200H122ZM121 200L118 201L117 200V203L118 204H121L123 203ZM148 201V200H147ZM198 201V200H197ZM46 202V201H45ZM49 202V201H48ZM62 202V201H61ZM60 202V203H61ZM121 202V203H119ZM150 202V201H149ZM148 202V203H149ZM53 203H56V202H53ZM59 203V204H60ZM89 203V202H88ZM116 204V202H113ZM157 203V202H156ZM191 203V202H190ZM257 203V202H256ZM259 203V202H258ZM46 204V203H45ZM66 204V203H65ZM81 204V205H80ZM114 204V205H115ZM135 204V203H134ZM142 204V203H141ZM154 204V203H153ZM159 204V203H158ZM7 205V206H6ZM30 204H28L29 206ZM63 205V203L61 204ZM60 205V206H61ZM123 204H121L122 206ZM143 205V204H142ZM149 205V204H148ZM184 205V204H183ZM14 206H17V205H14ZM21 206V205H20ZM54 206V205H53ZM85 206V204H84ZM120 206V205H118ZM120 206V207H121ZM144 206V205H143ZM147 206V205H146ZM151 206V205H150ZM190 206V205H189ZM13 207V205H12ZM11 207V209H12ZM59 207V205H58ZM56 207V208H58ZM64 207V208H66ZM83 207V206H82ZM113 207V206H111ZM116 207V206H115ZM115 207H113L115 209ZM124 207V206H122ZM20 207H18L19 209ZM21 208H23L21 206ZM54 208V209H56ZM62 208V209H64ZM78 208V209H77ZM118 208V207H117ZM125 208V207H124ZM187 208V207H186ZM16 207H15V210H18ZM46 209V208H45ZM44 209V210H45ZM59 209V208H58ZM88 209V208H87ZM111 209V210H109ZM121 209V208H120ZM147 209V208H146ZM190 209V208H189ZM254 209V208H253ZM259 209V208H258ZM257 209V210H258ZM9 210V209H8ZM7 210V211H8ZM48 210V209H47ZM80 210V209H79ZM116 210H119V209H116ZM123 210V209H122ZM148 210V209H147ZM145 210V211H147ZM14 211V210H13ZM10 214H12V212ZM83 211V210H82ZM108 211H109V214H111V212H113L112 208H108ZM111 211V212H110ZM115 211V210H114ZM121 211V210H120ZM161 211V210H160ZM263 211V210H261ZM10 212V210H9ZM8 212V213H9ZM39 212V211H38ZM42 212V211H41ZM40 213H34V214H41ZM44 212V211H43ZM116 212H119V211H116ZM115 212V213H116ZM204 212V211H203ZM207 212V211H206ZM15 213V212H13ZM86 213V212H85ZM149 212H146L145 214H147ZM151 213V211H150ZM150 213L147 215V216H150ZM202 213V212H201ZM205 213V212H204ZM44 214V213H43ZM82 214V212H81ZM84 214V213H83ZM263 214V213H262ZM23 215V214H22ZM42 215V214H41ZM40 215V216H41ZM86 215V214H85ZM157 215V214H156ZM252 215V214H250ZM24 216V215H23ZM28 216V215H27ZM34 216V215H33ZM38 216V215H37ZM43 216V215H42ZM152 216V215H151ZM257 216V215H256ZM3 217H7V218H3ZM83 217V215H82ZM158 217V216H157ZM161 217V216H160ZM253 216H251L252 218ZM33 218V217H32ZM36 220H31V221H28L27 223L25 221V225L24 226H21L22 229L19 233V231L17 230V232H13L14 233V240L13 242H15V236H16V239L19 241V244L21 241H25L26 240V243L28 242L27 240H29L32 236V234L36 233L34 231H37L38 229L41 230V228H37V226H39L38 224L39 223H43V222H39L42 218H37L34 216L33 219ZM85 218V217H84ZM254 218V217H253ZM252 219H249V221L253 220ZM2 219V220H1ZM25 218L23 217L20 221H23ZM88 219V218H87ZM162 219V218H161ZM213 219V217H212ZM224 219V218H223ZM247 219L246 218V221L247 222ZM256 219V218H254ZM9 220V219H8ZM7 220V222H8ZM44 220V219H43ZM86 220V219H85ZM258 220V219H257ZM257 220H254L255 222ZM42 221V220H41ZM45 221V220H44ZM84 221V219H83ZM222 221V220H221ZM224 221V220H223ZM248 221V222H249ZM6 222V220H5ZM4 222V223H5ZM6 222V223H7ZM39 222V223H38ZM231 222H232V219H231ZM242 222V221H240ZM247 222V223H248ZM20 223V222H18ZM22 223V222H21ZM36 223H38L36 225ZM100 223V222H99ZM98 223V224H99ZM220 223V222H219ZM228 223H230L228 221ZM235 223V226L237 225L238 227V224ZM251 224H253L252 222H249ZM24 223H22L23 225ZM45 224V223H44ZM81 226H80V225ZM89 224V223H88ZM207 224V223H206ZM205 224V225H206ZM233 224V223H232ZM249 226V229L252 228L251 226H254V225H251ZM1 225H4L3 223ZM1 225H0V229L1 228ZM19 225V224H18ZM46 225V224H45ZM48 225V223H47ZM66 225V224H65ZM69 225V227H70ZM78 225L80 226L78 228ZM87 225V224H86ZM185 225V224H184ZM215 225V224H214ZM223 225V224H222ZM244 225L241 224L240 227ZM9 226V225H8ZM41 226V225H40ZM72 226V225H71ZM73 226V227H74ZM187 226V225H186ZM210 227L212 225H209ZM246 226V229H247V226L248 225H244ZM20 227V228H21ZM48 227V226H46ZM72 227V228H73ZM89 226L87 225V228ZM91 227V226H90ZM89 227V228H90ZM184 227V226H182ZM223 227V226H222ZM229 227V226H228ZM256 227V226H254ZM4 228H7V226L3 227ZM17 228V227H16ZM66 228V227H65ZM74 228V229H75ZM84 228V227H83ZM180 228V227H179ZM216 228V227H215ZM244 228V227H243ZM43 229V228H42ZM51 229V227H50ZM100 229V228H99ZM172 229V228H171ZM170 229V230H171ZM184 229V228H183ZM210 229V228H209ZM221 229V228H220ZM237 229V228H236ZM235 229V230H236ZM246 229L244 228V230L246 231ZM248 229V230H249ZM253 229V228H252ZM250 229V230H252ZM5 230V229H4ZM11 230V229H10ZM14 230V229H13ZM39 230V231H40ZM48 230V229H47ZM73 230V229H71ZM84 230H86L84 228ZM230 230V229H229ZM233 230V229H232ZM242 230V229H241ZM259 230V229H258ZM42 231V230H41ZM44 231H46L44 229ZM53 231V228L52 230ZM64 231V229H63ZM75 231V230H74ZM93 231V230H92ZM91 231V232H92ZM174 231V230H173ZM215 231V230H213ZM2 232V231H1ZM34 232V233H33ZM48 232V231H47ZM54 232V234H55ZM83 232V230L81 231ZM89 232V231H88ZM145 232V231H144ZM167 232V231H166ZM172 232V231H171ZM175 232V231H174ZM225 232V231H224ZM256 232V231H255ZM40 233V232H39ZM38 233V234H39ZM44 233V232H43ZM50 233V231L48 232ZM80 233V232H79ZM148 233V232H147ZM250 233V232H249ZM257 233V232H256ZM7 235H9V233L7 232L6 233ZM42 234V233H41ZM53 235V233H51ZM59 234V233H58ZM58 234H57V237H58ZM78 234V233H77ZM94 234V233H93ZM149 234V233H148ZM169 234V233H168ZM262 234V233H261ZM261 234H259L260 238L261 239L263 237V234H262V237H261ZM50 235V234H49ZM62 235V234H61ZM85 233L82 235L77 236V238L79 237L80 239L81 236H84ZM172 235V234H171ZM255 235V234H254ZM12 236V234H11ZM41 236V237H40ZM38 235V237L42 238V235ZM51 236V235H50ZM50 236H48L50 238ZM55 235H53L54 237ZM69 236V235H68ZM86 236V235H85ZM226 236V235H225ZM232 236V234H231ZM230 236V237H231ZM253 236V235H252ZM35 237V236H33ZM32 237V239H33ZM45 237V236H44ZM62 237V236H60ZM168 237V236H167ZM216 237V236H215ZM214 237V238H215ZM52 238V237H51ZM50 238V239H51ZM59 238V237H58ZM65 238V236H64ZM68 238V237H67ZM70 238V237H69ZM83 238H87V237H83ZM248 238V237H247ZM257 238V237H256ZM30 239V241L32 240ZM39 239V238H38ZM48 238L46 239H42L43 242H46V244H42L38 246H41V251L44 249L43 247H45L44 245H47L49 244L50 246V243H49V240ZM53 239V238H52ZM54 239H57V238H54ZM88 239V238H87ZM86 239V240H87ZM105 240V238H103ZM109 239V238H108ZM219 239V238H218ZM5 240V239H4ZM12 240V239H11ZM59 240V239H58ZM63 240L62 238L60 239V241ZM72 241V239H69ZM69 240H63V243L67 245L64 246L63 244V247L65 248H61L62 250L65 249V253L66 252V248L67 251L70 250L68 246H70L71 244L73 245V243L76 241H74V238H73V242L69 244ZM79 241V239H77ZM85 240V242H86ZM113 243L116 242L118 240V237H117V240L115 241V239H113ZM227 240V239H226ZM229 240V239H228ZM246 240V239H245ZM249 240V239H248ZM254 240V239H253ZM18 241H16V245H19L17 244ZM35 241H36V238H35ZM53 241V240H52ZM57 241V240H56ZM54 241V243L56 242ZM76 241V242H78ZM83 239H82V244L84 245L83 243ZM90 241V240H89ZM101 241V240H100ZM107 241V240H105ZM104 241V242H105ZM112 241V240H110ZM109 240L107 242H109V244L111 243ZM250 241V240H249ZM256 241V240H255ZM5 241H0V246H3L5 247L4 250L6 251L7 248L9 250V247L7 243H5ZM11 242V241H10ZM9 242V243H10ZM12 242V244H13ZM33 243V241H31ZM38 242V240H37ZM51 242V241H50ZM81 242V241H79ZM78 242V244H79ZM99 242V241H98ZM97 242V244H98ZM252 242V241H251ZM261 242V241H260ZM15 243L13 244V247H15ZM26 243H22V244H26ZM31 243V244H32ZM35 243V242H34ZM33 243V245H34ZM51 243V245H56V243ZM69 245H68V244ZM87 243V242H86ZM111 243V244H113ZM119 243V241H118ZM117 243V244H118ZM230 243V242H229ZM228 243V244H229ZM11 244V243H10ZM30 244V243H29ZM28 244V245H29ZM37 244V243H36ZM60 242L57 243V247L58 246H62ZM81 244V245H82ZM89 244V243H87ZM102 244V243H101ZM104 244V243H103ZM102 244V245H103ZM108 243H106V246H107ZM115 244V245H117ZM227 244V245H228ZM241 244V243H240ZM243 244V243H242ZM259 244V243H258ZM75 245V243H74ZM73 245V246H74ZM80 245V246H81ZM114 245V244H113ZM216 247L217 246H220V245H217L215 244ZM223 245H226V244H223ZM239 245V244H238ZM21 246V245H20ZM48 246V245H47ZM78 246V247H80ZM85 246V245H84ZM90 245H87L86 247H89ZM235 246V245H234ZM3 247L1 250H3ZM12 247V248H13ZM17 247V246H16ZM36 247V246H35ZM35 247H33L34 249H36ZM72 247V246H71ZM70 247V248H71ZM85 250L87 251L88 249ZM104 249H105V246L103 245L102 246ZM102 247L100 246V248L102 249ZM109 246L106 247V250ZM111 247V246H110ZM115 246H112V248H114ZM135 247V246H134ZM228 247V246H227ZM239 246H237L238 248ZM259 247V246H258ZM23 248V247H22ZM30 248V247H29ZM49 247H47L48 249ZM52 248V247H51ZM110 248V249H112ZM219 248V247H218ZM223 248V246H222ZM226 248V247H225ZM240 248V247H239ZM18 249H21V248H18ZM33 249V250H34ZM46 247H45V251L44 253L47 251ZM53 249V248H52ZM52 249H48V251L52 250ZM73 249V247H72ZM82 249V247L80 248ZM79 248L76 249L80 250ZM109 249V248H108ZM115 249V248H114ZM186 249V248H185ZM227 249V248H226ZM243 249V247H242ZM247 249V248H246ZM249 249V248H248ZM259 249V248H258ZM14 250V249H13ZM12 250V251H13ZM28 250V249H27ZM30 250V249H29ZM33 250L31 251L32 253ZM37 250V249H36ZM36 250L35 253L37 252ZM75 250V249H74ZM73 250V251H74ZM84 250V251H85ZM118 250V249H117ZM223 250V249H221ZM245 250V249H243ZM11 251V252H12ZM39 251H40V247H39ZM61 251V250H60ZM71 251V250H70ZM68 251V252H70ZM71 251L73 254H75V252ZM82 251V252H84ZM91 251V248L90 250ZM115 251V250H114ZM9 252V251H8ZM14 252V251H13ZM54 252V251H52ZM52 252H50L51 256H52ZM70 252V253H71ZM81 252V251H80ZM104 252H107V251H104ZM219 252V251H218ZM246 252V251H245ZM244 252V253H245ZM256 252V251H255ZM30 253V251H29ZM34 253V254H35ZM88 254V251L86 252ZM91 253V252H90ZM160 253V252H159ZM244 253H243V256H244ZM257 253V252H256ZM8 254V253H7ZM24 254V253H23ZM27 254V253H26ZM31 254V253H30ZM29 254V256H30ZM46 254V253H45ZM44 254V255H45ZM49 252L46 254L48 255ZM49 254V255H50ZM54 254V253H53ZM240 254V253H239ZM247 254V253H246ZM245 254V255H246ZM264 254V253H263ZM5 257V259H0V264H13L15 263L13 261H11L10 257L6 256L5 254H3ZM42 255V254H41ZM42 255V256H44ZM66 255H69V254H66ZM71 255V254H70ZM77 255V254H75ZM90 255V254H89ZM256 255V254H255ZM78 257L81 256L80 254L77 255ZM91 256V255H90ZM235 257L237 255H234ZM241 256V254H240ZM248 256V255H247ZM245 256V257H247ZM89 257V256H87ZM238 257V256H237ZM1 258V257H0ZM28 258V257H27ZM46 258H49L50 257H46ZM61 258V257H60ZM60 258L58 260H60ZM64 258V257H63ZM66 258V257H65ZM64 258V259H65ZM82 258V256H81ZM258 258V257H256ZM48 259V260H49ZM205 259V258H204ZM234 259H237V258H234ZM233 259V260H234ZM243 259V258H242ZM248 259V258H247ZM261 259V258H260ZM47 260V259H46ZM66 260V259H65ZM212 260V259H211ZM241 260V259H240ZM246 260V258H245ZM244 260V262H245ZM253 260V258H252ZM262 260V259H261ZM260 260V261H261ZM27 261V260H26ZM57 261V260H56ZM73 261V259H72ZM81 261V260H80ZM89 261V260H88ZM87 261V263H88ZM239 261V260H238ZM242 261V260H241ZM240 261V262H241ZM264 261V260H263ZM262 261V262H263ZM24 262V261H23ZM35 262V261H34ZM59 262V261H58ZM67 262V261H65ZM65 262H62L61 264H65ZM79 262V261H77ZM84 264L86 263L85 261H83ZM199 262V261H198ZM234 262V261H233ZM239 262V263H240ZM247 262V260H246ZM248 262H249V259H248ZM252 262V261H251ZM256 262V261H255ZM261 262V263H262ZM25 263V262H24ZM23 263V264H24ZM27 263V262H26ZM25 263V264H26ZM45 263V262H44ZM43 263V264H44ZM68 263V262H67ZM66 263V264H67ZM82 263V262H81ZM86 263V264H87ZM19 264V263H18ZM21 264V263H20ZM42 264V263H41ZM46 264V263H45ZM55 264V262H54ZM74 264V263H73ZM76 264V263H75ZM141 264V263H140ZM143 264V263H142ZM241 264V263H240ZM244 264V263H243ZM246 264V263H245ZM249 264V263H248Z\"/></svg>",
  "mask_w": 264,
  "mask_h": 264
},
{
  "label": "rangeland",
  "instance_id": "374dc122",
  "mask_svg": "<svg viewBox=\"0 0 264 264\" xmlns=\"http://www.w3.org/2000/svg\"><path fill=\"white\" fill-rule=\"evenodd\" d=\"M20 0H17V2L15 1V3L18 5V2H19ZM168 1V0H167ZM187 1V0H186ZM195 1V0H194ZM202 1V2H201ZM206 1V2H205ZM218 1V2H217ZM253 1V2H252ZM168 2H170L169 4H170V8H172V12L171 13H174L175 14V16H173V14H167V16H166V20H165V23L167 24L166 26L167 27H165L166 29H165V32L162 34V36H161V38H160V36L159 35H157L156 34V31H155V25H154V29H152V28H150L148 25L150 24H152L154 21V18L152 19V21H150V23L149 22H145V20H149V17H148V19H147V16H146V18H145V15H147V14H145V13H141V14H145V15H142V16H136L137 17V19H135L134 18V20L132 21H130V20H128V21H126V22H123V23H121V25H120V27L118 28V30L116 31V34L114 35V36H112V37H109V38H107V39H105V40H103V41H101V43L102 44H105V43H107V45H110V46H113L114 44H115V42H116V40L118 41L119 39H121V37L122 36H124V35H129V38H130V40H129V45H127V47L124 49V54L120 57V60H118L119 62H120V65H123V67H121V68H119V69H116V70H112L109 74H107V73H104L103 71H101L99 74H98V78H99V80L100 79H102V80H107V78L109 79L110 78V81H112L113 79H116V82H117V78H119L120 79V76L121 77H123V76H125L124 74L126 73V71H127V69H129V65H130V67L133 65V67L134 66H136L135 64H137V62H139L140 60L138 59L141 55H138L139 53H137V51H134L133 49H136V44H139V40L141 41V40H143V38H145V37H147L148 35L147 34H145V32H147V33H149V31H148V29L150 28L151 29V32H152V34H151V32H150V34L151 35H153V37L152 36H150V34H149V37H151L150 38V40L152 41V43L154 44L155 42H156V40L157 39H162V38H164V36L163 35H165V41L163 42V44L161 45V47L159 48V52H161V53H158V56L159 57H162L165 53L163 52V51H166L167 52V50H169V51H172V50H170V49H172V48H174L175 46H176V41L178 40V43L179 42H181L182 40L180 39V41H179V39H176V38H178V34L180 35V33L184 30L185 31V33H186V30H185V27L186 26H188V27H186V29L188 30H193V28H195L196 29V27H199L198 29L199 30H202L203 29V27H204V29L207 31L208 30V34H209V36L210 37H213V38H215V36L217 37V40L220 42V43H223L222 45H224V46H226V47H235L236 46V44H234V43H237V41L235 42V41H233V38L232 37H234V35H232V31H233V29L234 30H236V27L234 28L233 26H236L237 25V23H238V27H237V30L238 29H240V27L241 26H243V24L245 25H247V23L249 22V24H251L250 25V28H249V26H247L248 27V30H247V32L248 33H244L245 35H249L250 36V38L247 40L248 41V44H247V47H248V49L247 50H250L249 51V54L251 53L252 55H251V57L248 55V57H250V58H253L252 59V61H253V63H254V65H256L257 63H263L264 64V59H262L263 57H264V55H262V54H264V52H260V51H264V47H262V46H264V26H263V24H264V0H196L195 1V3H197V4H195L194 2H193V0H192V4H191V1H189V2H185V0H184V2L185 3H183V0H175V1H173V0H169ZM180 2V3H179ZM212 2V3H211ZM215 2V3H214ZM232 4H231V3ZM251 2V3H250ZM20 3V2H19ZM181 3H182V5H184V6H181ZM253 3V4H252ZM21 4V3H20ZM194 4V5H193ZM215 4H217V5H215ZM190 5V6H189ZM211 5V6H210ZM216 7H215V6ZM188 6V7H187ZM214 6V7H213ZM233 6V7H232ZM235 6V7H234ZM239 6V7H238ZM253 6H255V7H258V8H255L254 9V7ZM175 7V8H174ZM184 8L185 7V12H184V14L182 13V12H180L181 10V8ZM189 7L191 8V9H189ZM208 7V8H207ZM220 7H221V9H222V11L223 12H221L220 10ZM225 7V8H224ZM231 7V8H230ZM252 7V8H251ZM174 8V9H173ZM176 8H177V10H176ZM188 8V9H187ZM196 8H198V9H196ZM214 10H212V9ZM223 8H224V10H223ZM233 8H234V10L235 11H231L230 9H232L233 10ZM200 9V10H199ZM202 9V10H201ZM206 9V10H205ZM210 9V10H209ZM215 9H217V11L215 10ZM246 9V12L244 11ZM261 9V10H260ZM220 12H219V11ZM251 10V11H250ZM254 10H256V11H254ZM260 10V11H259ZM230 11V12H229ZM247 11H249V12H247ZM261 11H263V13L261 12ZM178 13V14H176V13ZM209 12H212L213 13V15L212 16H209L208 17V15H207V18L206 17H204V15L206 16V14H209ZM216 12H218V13H216ZM225 12V16H226V19H225V16H223V13ZM232 12V13H231ZM245 14V16L243 17V13ZM254 15H252L251 13ZM256 12V13H255ZM262 14H261V13ZM182 13V14H181ZM212 13H210V14H212ZM220 13H222V14H220ZM234 13V14H233ZM248 13V14H247ZM258 13V14H257ZM181 14V15H180ZM204 14V15H203ZM209 14V15H210ZM214 14L216 15V14H218L217 16H215V19H217V20H215L214 19ZM172 15V16H171ZM183 15H185V17L183 16ZM191 15H193L194 17H192ZM199 15V16H198ZM219 15H222V17L220 16L219 18L220 19H218V16ZM228 15V16H227ZM232 15V16H231ZM235 15V16H234ZM252 17H251V16ZM256 15V16H255ZM257 15H258V17H257ZM195 16L197 17L196 18V22L198 23V22H200V25H199V23H198V25L196 26V27H193V25H194V19H195ZM206 19H203V17ZM233 18V17H237L236 18V20L234 19H232L231 17ZM248 16H250V18L248 17ZM186 17H188V18H192V19H189V20H187V19H185ZM212 17V18H211ZM230 17V18H229ZM244 19H242V18ZM263 17V18H262ZM221 18L223 19L222 21H225V22H223V23H221L222 21H221ZM228 18L229 19H232V22L230 21L229 22V20H228ZM246 18H247V20H246ZM197 19H199L198 21H197ZM201 19H202V21H201ZM208 19V20H207ZM212 19H214V20H212ZM225 19V20H224ZM239 19V20H238ZM255 21H254V20ZM258 19H259V21H261V22H259L258 21ZM191 20H193L194 22L192 23V21ZM211 20V21H210ZM218 20H220V21H218ZM240 20H241V22H240ZM243 20V21H242ZM248 21L247 23H245L246 21ZM251 20H253V21H251ZM138 23H137V22ZM144 21V22H143ZM156 21V20H155ZM187 21V25H186V22ZM236 21H238L237 23H236ZM245 21V22H244ZM250 21L251 22H253V23H250ZM257 21V22H256ZM3 23H5L4 21H2ZM1 21H0V23H2ZM128 22V23H127ZM203 22V23H202ZM210 22V23H209ZM215 22H218V23H215ZM228 24H227V23ZM236 23V25L234 24V23ZM244 22V23H243ZM263 22V23H262ZM135 23V24H134ZM142 23V24H141ZM145 23H148V28L146 27V25H145ZM190 23L191 24H193L192 25V27H191V29L189 28L190 26ZM215 23V24H214ZM220 23V24H219ZM241 23V24H240ZM255 23H258V24H260V25H258V24H255ZM128 24H130V25H128ZM153 24H156V23H153ZM158 24V23H157ZM157 24H156V26H157ZM185 24V25H184ZM212 24V25H211ZM5 25V26H4ZM4 25H2V24H0V29L2 30V32L3 31H5V29H7V26H6V23L4 24ZM11 25H13V23L11 24ZM141 25V26H140ZM225 25V26H224ZM230 25V26H229ZM233 25V26H232ZM241 25V26H240ZM245 25V26H246ZM252 25H254V26H252ZM257 25H258V27H257ZM4 26L5 27V29H4V27L2 28V27ZM138 26H140V28L144 31V30H147V31H144V34H143V31L138 27ZM143 26V27H142ZM145 26V27H144ZM223 26V27H222ZM233 28H232V27ZM245 26H243L242 28H243V30H245L244 28H247V27H245ZM251 26H252V28H251ZM255 27V28H254ZM174 30H173V29ZM229 28V29H228ZM242 28L240 29V30H242ZM260 28V29H259ZM203 29V30H204ZM231 29V31H228V30H230ZM250 29V30H249ZM197 30V29H196ZM221 30H224V31H228V32H224V31H221ZM256 32H255V31ZM259 30V31H258ZM128 31V32H127ZM141 31H142V34L145 36H143V37H140V36H142V35H140L141 34ZM184 31H183V33H181V36H183L184 35ZM252 31V32H251ZM155 32V33H154ZM229 32H231V35H229L230 33ZM254 32V33H253ZM133 33H135V34H133ZM224 33H226L225 35L226 36H228L227 38L225 37V35H224ZM234 33V32H233ZM251 33H253V35L251 34ZM140 36H139V35ZM217 34H218V36H217ZM147 35V36H146ZM156 35V36H155ZM224 35V36H223ZM133 36V37H132ZM140 38H139V37ZM180 36V38H184V37H181ZM223 36V37H222ZM244 36V35H243ZM242 36V37H243ZM229 37H230V39H229ZM131 38H133V39H131ZM137 38V39H136ZM142 38V39H141ZM219 38V39H218ZM224 38H226L225 40H224ZM261 38V40H258V39H260ZM156 39V40H155ZM176 39V40H175ZM221 39H223L222 41H221ZM231 42V40L233 41L232 43H230L228 40ZM252 39V40H251ZM257 39V40H256ZM153 40H155V42L153 41ZM175 40V41H174ZM243 40H246L245 39V36L243 37ZM255 40V41H254ZM263 40V41H262ZM48 40H44L43 42H47ZM55 41V40H54ZM124 41H126V39L124 40ZM225 41H227V43L225 42ZM251 41V42H250ZM56 42H57V45H58V43L60 42V41H58V40H56L54 43L56 44ZM105 42V43H104ZM224 42L226 43V44H224ZM252 42H254L253 44H255L254 45V48H252V46H253V44H252ZM262 43V44H260V43ZM45 43H42L43 45H45ZM54 43H52V45L54 44ZM100 42L98 43V44H101ZM229 43V44H228ZM258 43H259V49H262V50H259L258 49ZM51 44V43H50ZM60 44V43H59ZM227 44L229 45V46H227ZM230 44H234V45H230ZM238 44V43H237ZM47 45V44H46ZM49 45V44H48ZM252 45V46H251ZM47 47V46H46ZM48 47H50V46H48ZM249 47H251L250 49H249ZM257 47V48H256ZM251 49H253V50H251ZM255 49H258V50H255ZM1 52H2V50H0ZM257 51H259V53H261V54H259ZM248 51H246V53H247ZM256 53V54H255ZM258 53V54H257ZM160 54V55H159ZM162 55V56H161ZM255 56V57H252V56ZM260 55V56H259ZM0 56H1V54H0ZM258 56V57H257ZM262 56V57H261ZM112 57V56H111ZM260 57V58H259ZM255 59V60H254ZM256 59H257V61H256ZM10 61H8V63H10L11 61H12V59H9ZM26 61V63H27V65H28V62H27V60H25ZM24 61V62H25ZM113 61H115L116 62V59L114 60L113 59ZM112 61V62H113ZM257 63H256V62ZM13 62V63H12ZM11 63H12V65L14 64V66L16 65V67H17V64L19 63V61H18V63L16 64L15 63V61H12ZM24 62H22V64L24 65L25 63ZM256 63V64H255ZM258 64V65H259ZM10 66V68H9V64L7 65V67H6V70H7V68H8V70H9V72H10V70H12L14 67L13 66ZM26 64L24 65L25 66V69H26V71H27V73L28 74H30V72H31V69H29L30 70V72H28L29 70H27V68H29L30 66L28 65L27 66ZM126 65H128V68L126 67ZM19 66H21V64H19ZM18 66V68H21L22 69V67H19ZM27 66V67H26ZM259 66H261V64L259 65ZM13 67V68H12ZM14 68L13 70H12V72L14 71L15 73V76H14V74L12 73V72H10V74H11V77H9L8 76V78H6L5 77V81H6V84H7V87H8V91L10 92V91H13V88H15L16 89V91L17 92H20L21 91V89H22V91L23 92H27V91H30V92H27V93H31L30 95H32V92H34V90H32V88L29 86V84L28 83H26L27 82V80H23V79H21V77H22V73H20V71H18V68ZM124 67H126V68H124ZM262 67H264V65H262ZM31 68V67H30ZM34 68V67H33ZM89 68V67H88ZM132 68V67H131ZM211 68V66H209V69ZM24 69V68H23ZM207 69H208V67H207ZM208 69V70H209ZM212 69V68H211ZM16 70V71H15ZM20 70V69H19ZM118 70V71H117ZM126 70V71H125ZM24 71V70H23ZM17 72H19L20 73V76L18 75V74H16ZM17 75V76H16ZM105 75V76H104ZM225 75V74H224ZM3 76H5V73L4 74H2V75H0V83L1 82H3L4 80H3ZM83 76V74H80L79 76H77V77H82ZM101 78H100V77ZM108 76V77H107ZM119 76V77H118ZM103 77H105L104 79H103ZM111 77H112V79H111ZM196 77V79H198L199 80V77L200 76H198V75H194L193 76V78H195ZM223 77V76H222ZM220 78V80H219V78H215L214 80H212V79H209L208 77H205L204 76V84L206 83V86H204L203 87V89H202V91H201V93H202V96L204 97H201V102H205L206 100H208L207 102H205V103H208V102H210L211 101V105L210 106H208L206 109L207 110H205V112H204V114H202L200 117H199V120H195V121H193V119H194V116H195V114L196 113H200V112H198V110L200 111V108H198V107H196V106H192L191 107V105H189L186 109H183L184 111H182V112H180L181 114H180V116L182 117H179V118H176L178 115L177 114H174V113H169V114H171L170 116H169V114H167L166 115V117L165 118H163V117H161V116H159L160 117V119L158 120V118L159 117H157L156 116V113L159 111V110H164V108H161L160 109V106L161 105H159V104H152L151 102H149V105H150V108L151 109H149L148 111H151V112H153L152 113V115H154V116H156V117H153L152 119H151V121L149 122V123H147L146 125H148V126H146L145 125V127H147V128H153L154 130H155V128L156 129H158L159 128V124L162 122V124L164 123V121L166 122V123H164V124H166V125H170V126H172V127H168V128H166L165 126L166 125H164L163 127L162 126H160L162 129L164 128V130H160V129H158L159 131H161L160 132V138L162 139H160V140H158L159 138V136H156L155 137V135H153V131L154 130H150V129H147V128H145L144 126V128H145V130H147L146 132H143V130H142V133L140 132L141 130L140 129H144L143 127H141V128H137V126H135V125H131V120H128V121H126V125H124L123 127L124 128H126V129H124V132H126V131H128V135H130V136H134L135 134V137H136V139L133 137V138H131L130 136H128V135H126L125 137L126 138H122L121 136H115V138L113 139V141H112V143L109 145V146H107L106 148L104 147V153L105 154H103V156L100 158V157H92V159L89 157H87V156H84L85 158H83V157H80V154H78V153H73L72 154V152H69L67 149H60L59 148V150L58 149H44L43 150V148L41 149V147L40 148H34V147H31V149L30 148H28V150H29V153H31V154H29L28 153V150H27V148L26 149H23V150H21L20 151V153L22 152V155L23 156H32V152H33V155H35V156H38L39 155V157L41 156V157H43V158H46L47 157V159H49V160H51L52 158H54V159H52V160H58L59 158H64V157H68V158H66L68 161H67V163L68 162H70V163H68V164H72L70 167L68 166V165H66V167L68 168L67 170H69L67 173L65 172V176H62V177H60V178H63V179H60V180H58V182L56 181L57 179H59V178H56V183H54V184H56V185H54V186H56V189L58 188V191H54L53 193H55V195L57 194V193H61L60 194V196H59V194L57 195V196H59L60 198H62V199H60L59 197H54V196H52V198L50 197V198H48V199H50V200H42L43 202H41V201H39V202H33V203H35V205L34 204H31V202L29 201L26 205L22 202V203H20V205L23 207V208H21V206L19 205V203L18 202H15L14 200V204H12V200L10 201V208L9 207H6V208H8L9 210H10V212H9V210L8 209H4V211H6V215H7V217H10V218H8V219H3L4 221L3 222H0V225L3 223L4 225H1V228L2 229H0V241H5L6 240V242L5 243H7L8 244V246H10L9 247V250H8V248H7V250L5 251L4 250V248L5 247H3V246H0V259L2 260V259H5V257H3L4 255L3 254H5L6 256H8V257H10V259H11V261H12V263H13V261L15 262V263H13V264H23L24 262L26 263V264H43L44 262L46 263V264H54V262H55V264H61L62 262H65V261H67V262H65V264L67 263V264H84V262L83 261H85L86 263H87V261H88V263L87 264H264V173L262 172V171H264V169L262 170L261 169V167L262 168H264L263 166V164H264V162L263 163H261V161H264V152H263V155H262V151H264V143H263V145H260V144H262V143H259V144H257L256 146H257V148L259 147H261L260 148V150H259V148L257 149L256 148V150H254L255 148V144L254 145H252L251 143L249 144H247V145H245L244 147H243V149L244 148H246V146H248L247 147V149L249 150V151H256L257 152V154H255L256 152H250V156L249 155H246L247 157L249 156L250 157V159L252 160V162L254 161V163H255V157H256V163L254 164V165H252V162L250 163L248 160H249V157L247 158L246 156H244L245 154H247L242 148V150H243V153H244V155H243V153H242V150L241 151H238V150H236L237 152H239L241 155H239L236 151H235V149L234 148H230V145L235 141V142H237L238 140H243L244 139V137H246L250 132H252V129H253V132H254V130L255 129H257V128H260L259 130H261V128H262V126L264 125V112L262 111L263 109H264V106H263V104H264V102H258L259 103V105L256 103V95H257V93H251L250 94V92H251V90L250 91H248L249 89H247V88H239L240 90H245L244 92H243V94L244 95H239L240 96V99H242L243 97H244V99L245 100H243L242 101V103H245L244 101H246V105H247V107H248V103H252L251 105L253 106L252 107V109L250 108L251 107V105H249L250 107H248V111H247V108H245V110L247 111V112H245L244 114H243V110L244 109H242L243 107H245V104L243 105H241L239 108H237L239 111H241L240 109H242V115H245V116H243V117H241L242 115H240L239 113H237L236 111H237V109H236V115H240V116H238L239 118H240V120L238 119V122L237 123H235V119L233 118L232 120H235V121H232V120H230V121H232V122H230V121H227L226 122V119L224 120V118H223V120L220 118H218V119H216V120H218L217 122L216 121H212L211 123L213 124H211V126H209L208 125V123H207V126L208 127H204L203 129H201L200 128V124L201 123H203L202 125L204 126V125H206V122L205 121H203L205 118V120L207 121L208 120V118L210 117L209 115H211L209 112L210 111H212L211 109V106L212 107H214V106H216V104L218 103H223L224 105H225V103H227L228 104V100H230V101H232L233 100V97H235L234 95L236 94V96L237 97H239L238 96V94L236 93V88L237 87H235V86H232L231 85V83L229 84H225V81L226 82H228L227 81V79L225 78V77H223V78ZM17 79V81H16V79ZM20 78V79H19ZM206 78H207V80L209 79V83L208 84H211V83H213L216 79V81L214 82V83H216L215 85H216V87L214 88V89H210V90H208L209 88H210V86H208V84H207V80H206ZM7 79H10V81L9 80H7ZM15 79V80H14ZM223 79V80H222ZM21 80H23V81H21ZM98 80V81H99ZM211 81V82H210ZM213 81V82H212ZM218 81H220V82H218ZM224 81V82H223ZM24 82H25V84H24ZM203 82V81H202ZM223 82V83H222ZM87 84V86L89 87L90 85H91V80L90 81H88V82H86ZM114 83H115V81H114ZM39 82H37V88H38V96L40 97V96H42V95H44L45 93L47 94V90L46 91H42V87L40 86V88H39ZM90 84V85H89ZM218 84V85H217ZM223 84V85H222ZM225 84V85H224ZM1 85V84H0ZM22 85V86H21ZM222 85V86H221ZM18 86V87H17ZM221 86V88H222V90H221V88H218V87H220ZM224 86H226V88L224 87ZM228 86V87H227ZM20 87H21V89H20ZM225 89H224V88ZM232 87V88H231ZM233 87H235V89H233ZM218 89V94H226V95H229L230 94V98L229 99H226V101H224V102H222V101H218V99L215 97L217 94H215V92L217 93V89ZM229 88V89H228ZM228 89V90H227ZM206 90L210 93V92H212V96H213V94H214V98H216L217 100H214L213 99V97H212V100H210V99H207V95L209 94L208 92L207 93H205L206 92ZM219 90H221V91H219ZM224 90V91H223ZM231 90V91H230ZM0 91H1V86H0ZM40 91V92H39ZM68 91H71V90H66V92H68ZM204 91V92H203ZM215 91V92H214ZM225 91H227V92H225ZM235 91V92H234ZM190 93V96L192 95V98L193 97H196L195 95H194V93L195 92H193V91H189ZM220 92H222V93H220ZM229 92V93H228ZM233 93V94H231V93ZM44 93V94H43ZM52 93V89H51V91H50V89H49V91H48V94H51ZM247 93V94H246ZM68 94H70V92L68 93ZM203 94H205V95H203ZM172 95H174V93H172L170 96H169V98L166 100V104H163V106H161V107H166L167 108V110L166 111H168V109H169V111H170V109L172 108V101H173V96ZM232 95V96H231ZM254 95V96H253ZM206 96V97H205ZM252 96V97H251ZM232 98V99H231ZM11 99V98H10ZM246 99H248V101L246 100ZM253 99H254V101H253ZM0 100H3V97H0ZM213 101L214 102H216V103H214L213 104ZM218 101V102H217ZM229 101V103L231 104H229V106L231 107V106H233L234 104H232L231 102ZM254 102V104H253V102ZM233 102V101H232ZM220 103V104H221ZM217 104V106L219 107V105ZM223 104H221V106H223ZM257 104V105H256ZM157 105H158V107H157ZM169 105H170V107H169ZM243 106V107H242ZM257 106L258 107H260V109L258 108L257 109ZM209 107L211 108L210 109V111H209ZM226 106H224V107H222V108H225ZM254 107H256V109H257V111L258 112H260V113H258L256 110H255V108ZM261 107H263V108H261ZM157 108V110H155V109ZM158 108H159V110H158ZM214 108H216V107H214ZM213 108V109H214ZM249 108L251 109V111H249ZM195 109H196V111H195ZM255 110V111H252V110ZM262 109V110H261ZM155 110V111H154ZM161 110V111H162ZM157 111V112H156ZM156 112V113H155ZM206 112H208L209 113V115H208V113L206 114ZM250 112H251V116H253V117H251L250 116ZM252 112H256V113H252ZM247 113V114H246ZM257 113H258V115H257ZM134 114V113H133ZM189 114H191L190 116H189ZM192 114H194V115H192ZM248 114H249V116H248ZM255 116H254V115ZM176 115V116H175ZM206 115L208 116V118L206 117ZM260 115V116H259ZM261 115H263V116H261ZM168 116V117H167ZM173 116H175L173 119L176 121H174V120H171L170 121V119H172V117ZM247 116V117H246ZM256 116H257V118H256ZM259 116V117H258ZM170 117V118H169ZM184 117V118H183ZM190 117V118H189ZM221 117H223V116H221ZM246 117V118H245ZM251 117V119L250 120H247V119H249V118ZM167 118H168V120H167ZM187 118V119H186ZM192 118V119H191ZM165 119V120H164ZM177 119V120H176ZM179 119H181L180 121H178ZM183 119V120H182ZM190 119V120H189ZM243 119H244V121H243ZM164 120V121H163ZM201 120V121H200ZM246 120V121H245ZM172 121H174V122H172ZM190 121H192L194 124L193 125H190ZM220 121V122H219ZM223 121V122H222ZM241 121V122H240ZM243 121V122H242ZM130 123V124H128V123ZM167 122H169V123H167ZM170 122H171V124H170ZM183 122V123H182ZM226 122V123H225ZM159 123V124H158ZM172 123H173V125H172ZM185 123V124H184ZM197 123V124H196ZM198 123H200V124H198ZM205 123V124H204ZM214 123L216 124V125H214ZM229 123H231V124H229ZM233 123V124H232ZM152 126H151V125ZM159 126H158V125ZM161 124V125H162ZM189 124V125H188ZM220 126H219V125ZM252 124H253V126H252ZM256 124V125H255ZM131 125V126H130ZM155 125H156V127H155ZM197 125H199V129L197 130V129H195V128H197L198 126ZM218 125V126H217ZM230 125V126H229ZM237 125V126H236ZM132 126H135V128L134 127H132ZM150 126V127H149ZM197 126V127H196ZM215 126V127H214ZM224 126V127H223ZM242 126V127H241ZM155 127V128H154ZM185 127V128H184ZM194 127V128H193ZM226 127H228L230 130H228V128H226ZM246 129H245V128ZM264 127V126H263ZM206 128V129H205ZM209 128V129H208ZM227 129V130H225V129ZM239 128H242V129H239ZM255 128V129H254ZM130 129V130H129ZM132 129H134V130H132ZM139 130L138 132H137V130ZM168 129V130H167ZM176 133H174L172 130ZM222 129H224V130H222ZM131 130H132V132H131ZM136 130V133H134V134H132L134 131ZM144 130V131H145ZM149 130V131H148ZM199 130H201V132H199ZM203 130V131H202ZM234 130V131H233ZM155 131H157V130H155ZM172 131V132H171ZM221 132L222 134V136H220V134H218L219 132ZM223 131L225 132V133H223ZM228 131H230V133L228 132ZM261 131H264V128H263V130H261ZM130 132H131V134H130ZM151 132V133H150ZM164 132V133H163ZM166 132L168 133L167 134V136L166 135H161L162 133L163 134H166ZM171 134H170V133ZM203 132V133H202ZM243 132V133H242ZM247 132H249L248 134H245V133H247ZM139 133H141L140 135H138ZM147 133V134H146ZM149 133V134H148ZM172 133H174V135H173V137L172 138H170L169 139V137L168 136H172ZM215 133H216V135H215ZM127 134V133H126ZM146 136H145V135ZM152 134V135H151ZM141 135H143L144 137H142ZM176 135V136H175ZM198 135V136H197ZM242 135V136H241ZM141 136V137H140ZM163 138H162V137ZM164 136H166V137H164ZM105 137V135L103 136V139H105L104 138ZM129 137V138H128ZM146 137L148 138V139H146ZM156 139H155V138ZM174 137H176V138H174ZM190 137V138H189ZM191 137H194V138H192L191 139ZM220 137V138H219ZM226 137V138H225ZM228 137V138H227ZM233 137V138H232ZM239 137V138H238ZM241 137V138H240ZM140 138V139H139ZM142 138V139H141ZM219 139L220 141H223V147L224 148H228V145H229V143H231L230 145H229V149H230V152H229V150L228 149H225L226 151L228 150V154L230 155V156H228L227 154V156H223V158H220V157H222V156H220V155H225L224 153H225V151H224V148L223 147H221V145H222V143H220V141H218V139L217 140H215V139ZM125 139V140H124ZM129 140V142H128V140ZM131 139H133L134 140V142L132 141V143H134V148H133V144L131 143ZM139 139V140H138ZM146 139V140H145ZM166 139H168V140H166ZM187 139V140H186ZM214 139V140H213ZM222 139V140H221ZM224 139V140H223ZM135 140L137 141V143L135 142ZM151 140H153V141H155V142H150ZM164 140V141H163ZM170 140V141H169ZM172 140V141H171ZM213 140V141H212ZM237 140V141H236ZM143 141V142H142ZM148 141V142H147ZM163 141V142H162ZM167 141V142H166ZM197 142L198 143V146H197V143L196 144H194L193 145V143H195V142ZM211 141V142H210ZM227 141H230V142H227ZM146 142H147V144H146ZM189 142V143H188ZM201 142V143H200ZM214 142V143H213ZM215 142H217V143H215ZM218 142H219V144H218ZM225 142H226V144H225ZM152 143V144H151ZM153 143H155L154 144V146L155 147H153ZM191 144L190 145V147H191V149H193V148H195L194 146H196V149L197 148H199V150L197 149V151H196V149H194V150H191V149H187V144ZM228 143V144H227ZM132 144V145H131ZM152 145V147H153V149L151 148V149H149V147ZM201 144V145H200ZM150 145V146H149ZM165 145V146H164ZM213 145V146H212ZM214 145H219L221 148V150L220 149H218V152L216 151V150H214L215 148H216V146H215V148H214ZM225 145H227V146H225ZM260 145V146H259ZM125 146H126V148H125ZM137 146V147H136ZM149 146V147H148ZM160 146V147H159ZM161 146H163V147H161ZM168 146H170V147H168ZM186 146V147H185ZM192 146H193V148H192ZM219 146H217V148L219 147ZM251 146H253V147H250ZM263 146V147H262ZM139 147V148H138ZM165 147H168V148H165ZM201 147V148H200ZM138 148L139 150H140V152H139V150H136V149ZM160 148V150H156V149H159ZM162 148V149H161ZM164 148V149H163ZM171 148H172V150H171ZM216 148V149H217ZM253 148V149H252ZM263 148V149H262ZM37 151V152H40L41 150V152L40 153H37L35 150ZM41 149V150H40ZM106 149V150H105ZM119 149V150H118ZM122 149H124V150H126L127 151V149L128 150H130V151H136V152H138V153H136V152H134V155L132 154L133 152H130L132 155H130V153H129V151H127L128 153V157L130 158V156L132 157V156H134L133 158H132V160H131V158L130 159H128V162H132L131 164H129V163H127L126 165H128V166H130L128 169L126 168L125 169V172L127 171V172H129V173H127L126 172V174H128L130 177H131V179H129L130 177L128 176V175H126V174H124V179H129V183L126 181V180H122L123 181V183H122V181H121V179L120 180H117L118 178H117V176L116 175H111V172H109L107 169H109L110 167H112L113 166V164H115L116 162H117V157H118V155H117V152L118 151H120V150H122ZM133 149H135V150H133ZM155 149V150H154ZM167 149V150H166ZM174 149V150H173ZM251 149V150H250ZM26 150V151H25ZM46 150V151H45ZM47 150H49V153H47L48 151ZM51 150V151H50ZM54 152H53V151ZM62 150V151H61ZM111 150V151H110ZM148 150H149V152H150V154L151 155H148ZM151 150V151H150ZM164 150H165V152H164ZM171 150V151H170ZM212 150V151H211ZM246 150V149H245ZM247 150V151H248ZM258 150L260 151V152H258ZM5 150H0V156H1V158L0 159H2V160H6V161H11L12 159H14L15 158V156L16 157H22V155L19 153H7L6 151L4 152ZM44 151V152H43ZM60 151L61 152H63L62 154H63V156H61L60 157V155H62V154H60ZM107 151V152H106ZM154 151V152H153ZM155 151H160V152H162L163 151V153L164 154H166L167 152V156L165 155V157H163L162 155H164L163 153H158V154H162V155H155V154H157V152H155ZM167 151V152H166ZM189 151H191L192 153H193V151H194V153L192 154V153H190ZM196 151V152H195ZM221 151V152H220ZM223 151V152H222ZM235 151V152H234ZM248 151V152H249ZM24 152V153H23ZM34 152H36V153H34ZM44 153V155H42L43 153ZM51 152H53V154L51 153ZM213 152H215V154H216V152H217V156L215 155H213ZM221 154H220V153ZM234 152V153H233ZM6 153V154H5ZM42 153V154H41ZM55 153V154H54ZM56 153L57 154H59V156L58 155H56ZM145 153V155H143V154ZM153 153V154H152ZM204 153H206V155H204ZM209 155H211V153H212V155L209 157L208 156V154ZM235 153H237L238 154V156L237 155H235ZM5 154V155H4ZM28 154V155H27ZM37 154V155H36ZM66 154V155H65ZM75 154L77 155V156H75ZM136 154V155H135ZM176 154V155H175ZM201 154H203V156L201 157ZM220 154V155H219ZM232 154V155H231ZM253 154H255V155H253ZM258 154H260L259 156H258ZM19 155V156H18ZM65 155V156H64ZM49 156V157H48ZM57 156H58V158H57ZM82 156V155H81ZM117 156V157H116ZM135 156H136V159H134L135 158ZM150 156V157H149ZM154 156H158L159 158H160V156H161V159H159L158 157V159L156 158V157H154ZM206 156H208V157H206ZM242 156L243 157V159H244V157L246 158L245 160L246 161H244L243 159H242V157H241V159H240V157ZM253 156H254V158H253ZM261 156V157H260ZM51 157V158H50ZM145 157V159L143 160V158ZM154 159H153V158ZM201 158V159H199V158ZM218 157V158H217ZM225 157V158H224ZM228 157V158H227ZM234 157H236V162H235V158ZM4 158V159H3ZM57 158V159H56ZM88 158V159H87ZM117 158V159H116ZM155 158H156V160H155ZM208 158V160H209V162H208V160H203V159H207ZM257 158H259V160L257 159ZM262 160H261V159ZM9 159H11V160H9ZM81 159H83V160H81ZM84 159H85V161H84ZM86 159H87V161H86ZM94 159V160H93ZM163 159V160H162ZM198 159V160H197ZM214 159H215V161H214ZM220 161H219V160ZM224 159H226V160H224ZM227 159H229L230 161H227ZM233 159H234V161H233ZM237 159H238V161H240V162H238L237 161ZM248 159V160H247ZM131 160V161H130ZM142 160V161H141ZM210 160L214 163V165H213V163H211L210 162ZM224 160V161H223ZM261 163H259L258 161ZM72 161V162H71ZM93 161V162H92ZM143 161H146V162H143ZM222 161V162H221ZM65 162H66V160H65ZM141 162H143V163H141ZM205 162V163H204ZM228 162V163H227ZM232 162V163H231ZM233 162H234V164H235V166H234V164H233ZM243 162H246V163H243ZM77 163V164H76ZM84 163V164H83ZM90 163V164H89ZM145 163V164H144ZM208 163V164H207ZM222 165H221V164ZM225 165H224V164ZM228 165H227V164ZM259 163V164H258ZM75 164V165H74ZM92 164H93V166H92ZM211 164V165H210ZM232 164V165H231ZM244 164V165H243ZM248 164H250V165H248ZM85 165V166H84ZM110 165V166H109ZM112 165V166H111ZM135 165H136V167H135ZM142 165H144V166H142ZM178 165V166H177ZM210 165V167H208ZM242 165V166H241ZM257 165H262L261 167H259V166H257ZM128 166H126V167H128ZM198 166H203V168L201 169L200 167L198 168ZM207 166V167H206ZM243 166H245V167H243ZM247 166H248V169H247ZM252 166L253 167H256V168H252ZM82 167H85V168H87L88 170H89V167L91 168L90 170L92 171V169H93V176H92V173H91V171L89 170V172L91 173V174H87L86 176L83 174L82 176H81V178H80V175H78V176H76L77 175V173L79 174V170H80V168H82ZM109 167V168H108ZM141 167L143 168V169H141ZM145 167V168H144ZM196 167V168H195ZM204 167H206V168H204ZM230 167V168H229ZM235 167H237V168H235ZM241 167V168H240ZM250 167V168H249ZM107 168V169H106ZM132 168L134 169L133 171L134 172H132V173H130L131 171H132ZM252 168V169H251ZM257 168H259V169H257ZM201 169V170H200ZM204 169H206V170H204ZM242 169H244V170H242ZM246 169V170H245ZM257 169V170H256ZM138 170V171H137ZM144 170V171H143ZM155 170V171H154ZM168 170V171H167ZM198 170V171H197ZM259 170V171H258ZM141 171V172H140ZM165 171V172H164ZM198 173H197V172ZM234 171H235V176H234ZM110 174H109V173ZM136 172V173H135ZM138 172V173H137ZM154 172V173H153ZM245 172V173H244ZM261 172L263 173V174H261ZM135 173V174H134ZM156 173V174H155ZM159 173V174H158ZM206 173V174H205ZM255 173V174H254ZM259 173H260V175H259ZM133 174H134V178H136V179H133ZM164 176H163V175ZM166 174V175H165ZM203 174V175H202ZM236 174H237V177H236ZM256 174H257V176H256ZM91 175V176H90ZM132 175V176H131ZM202 175V176H201ZM241 175V176H240ZM259 175V176H258ZM68 176V177H67ZM86 178V177H89V180L88 179H84V177ZM240 176V177H239ZM244 176V177H243ZM255 176V177H254ZM77 178L76 179V184H74L72 187H70L69 189H67V185H68V183H69V181H70V179H71V181L72 180H74L75 178ZM83 177V178H82ZM114 177H116V178H114ZM73 178V179H72ZM115 179V181H114V179ZM238 178H240L239 179V181H238ZM246 178V179H245ZM79 179V180H78ZM84 181V182H81L82 180ZM92 179V180H91ZM109 179V183H111L112 182V180L114 181V183L115 184H119L120 186L118 187L117 185L115 186V184L113 185L114 186V188L116 189V191H112V188H110V187H113V186H110V187H104V189L102 190V188H103V185L104 186H106L107 184H109L108 182H107V180ZM66 180V181H65ZM78 180V181H77ZM111 180V181H110ZM117 180V181H116ZM134 180L135 182H136V184H135V182L133 183L132 181ZM241 180V181H240ZM54 181V182H55ZM75 181V180H74ZM85 181H87L86 183H85ZM130 181L132 182V183H130ZM138 181V182H137ZM148 181V182H147ZM60 182V183H59ZM77 182H79V184L80 183H82L83 184V187L85 188H83L82 189V184H80L81 186H79V184L77 183ZM118 182V183H117ZM120 182V183H119ZM124 182H126V183H124ZM63 183V184H62ZM65 183H66V185H65ZM87 183H89V184H87ZM103 183V184H102ZM139 183V184H138ZM196 183V184H195ZM60 184V185H59ZM78 184V185H77ZM87 184V185H86ZM102 184V185H101ZM125 184H128V185H125ZM198 184V185H197ZM209 184H210V186H209ZM214 184V185H213ZM59 185V186H58ZM61 185L63 186V185H65V186H63V187H61ZM79 187H77V186ZM101 185V186H100ZM131 187H130V186ZM208 186V188H207V186L206 187H204V186ZM109 186V185H108ZM128 186V187H127ZM65 187H66V189L69 191H71V189L72 188H74V190H72L71 191V193L73 192V191H75V187H77L78 189H76V191H75V193L78 191V193H77V195H72V194H70V192H68L66 189H65ZM80 187H81V189H80ZM96 187V188H95ZM99 187V188H98ZM102 187V188H101ZM118 187V188H117ZM211 187V188H210ZM106 188H108L107 190L108 191H110V193L112 194H109V196L108 197H106L107 195H108V191L106 190ZM203 188V189H202ZM206 188V189H205ZM52 189H54V188H52ZM61 189V190H60ZM97 189V190H96ZM132 189V190H131ZM191 189H192V191H191ZM190 190V191H189ZM205 191V192H203V191ZM210 190V191H209ZM224 190V191H223ZM227 190V191H226ZM67 193H66V192ZM86 191V192H85ZM99 191H100V193H99ZM107 192V194H106V192ZM118 191V192H117ZM148 191V192H147ZM150 191V192H149ZM197 191V192H196ZM202 191V192H201ZM101 192H104V193H101ZM117 192V193H116ZM200 192V193H199ZM52 193V195H54ZM70 194V196L69 195H64L63 196V194ZM74 193V192H73ZM85 193V194H84ZM227 195H226V194ZM81 194V195H80ZM84 194V195H83ZM106 194V195H105ZM114 194V195H113ZM119 194V195H118ZM145 194H146V196H145ZM197 195L198 194V196H195V195ZM79 195V196H78ZM87 195V196H86ZM118 195V196H117ZM121 195V196H120ZM123 195H126L125 197H123ZM200 195V196H199ZM225 195V196H224ZM251 195V196H250ZM65 196H69L68 198L67 197H65ZM73 196V197H72ZM77 196V197H76ZM83 196V197H82ZM120 196V197H119ZM191 196V197H190ZM192 196H194V197H192ZM224 196V197H223ZM54 197V198H53ZM64 197V198H63ZM76 199H75V198ZM78 197H80L79 199H78ZM118 199H117V198ZM134 197H136V198H134ZM203 197V198H202ZM205 197V198H204ZM240 197V198H239ZM243 197V198H242ZM55 198H56V200H55ZM65 198H67L69 201H70V199L72 200V201H76L77 202V204H76V206L78 205L79 206V203L80 202H82L83 201V203H82V206H79V207H81V208H77L78 209V211H80L79 213H80V215H81V221L82 222H80V223H83V224H81V225H85V226H82V227H80L79 225H78V228L80 229V230H77V232H76V225L74 226V224H69L70 225V227H69V225L67 226V224L68 223H65L64 224V226L66 227H63V229H64V231H63V229L61 230V231H59V232H55V230H54V227H52L53 225H51V224H53L55 221H51V223H50V221L49 220H47L46 219V211H49L51 208V210L50 211H54L55 210V212L56 211H61V210H65V209H67V207H66V205H68L69 204V201L67 200V199H65ZM72 198H74V200L72 199ZM89 198V199H88ZM113 198V199H112ZM116 198V199H115ZM125 198V199H124ZM196 198V199H195ZM58 199V200H57ZM66 201H65V200ZM143 199V200H142ZM145 199V200H144ZM151 199V200H150ZM246 199V200H245ZM55 200V201H54ZM60 200V201H59ZM78 200H82V201H79L78 202ZM89 200V201H88ZM115 200V201H114ZM117 200L118 201H122V200H124V201H122L123 203H121V202H119V203H121V204H123L122 206H124V207H122L121 206V204H118L117 203ZM148 200V201H147ZM198 200V201H197ZM46 201V202H45ZM49 201V202H48ZM59 201V202H58ZM62 201V202H61ZM74 201V202H75ZM150 201V202H149ZM53 202H56V203H53ZM61 202V203H60ZM75 202V203H76ZM89 202V203H88ZM113 202H116V204L115 203H113ZM149 202V203H148ZM157 202V203H156ZM191 202V203H190ZM257 202V203H256ZM259 202V203H258ZM46 203V204H45ZM60 203V204H59ZM63 203V205H61ZM66 203V204H65ZM135 203V204H134ZM144 205H142V204ZM154 203V204H153ZM159 203V204H158ZM28 204H30L29 206H28ZM84 204H85V206H84ZM115 204V205H114ZM149 204V205H148ZM184 204V205H183ZM12 205H13V207H12ZM14 205H17V206H14ZM54 205V206H53ZM58 205H59V207H58ZM61 205V206H60ZM81 205V204H80ZM118 205H120V206H118ZM147 205V206H146ZM151 205V206H150ZM190 205V206H189ZM7 206V205H6ZM111 206H113V207H115V209L113 208V207H111ZM11 207H12V209H11ZM15 207L18 209V207H20L18 210H15ZM51 207V208H50ZM56 207H58V208H56ZM64 207H66V208H64ZM68 207H69V205H68ZM118 207V208H117ZM187 207V208H186ZM46 208V209H45ZM54 208H56V209H54ZM62 208H64V209H62ZM88 208V209H87ZM108 208H112V210H113V212H111V214H109V211H108ZM121 208V209H120ZM148 210H147V209ZM190 208V209H189ZM254 208V209H253ZM259 208V209H258ZM45 209V210H44ZM48 209V210H47ZM116 209H119V210H116ZM123 209V210H122ZM258 209V210H257ZM8 210V211H7ZM14 210V211H13ZM83 210V211H82ZM109 210H111V209H109ZM115 210V211H114ZM121 210V211H120ZM145 210H147V211H145ZM161 210V211H160ZM261 210H263V211H261ZM11 211H13V212H15V213H13L12 212V214H10L11 213ZM39 211V212H38ZM42 211V212H41ZM44 211V212H43ZM116 211H119V212H116ZM150 211H151V213H150ZM205 213H204V212ZM207 211V212H206ZM9 212V213H8ZM41 212V214L43 215H41V214H34V213H40ZM81 212H82V214H81ZM86 212V213H85ZM116 212V213H115ZM146 212H149L150 213V216H147L149 213H147V214H145ZM202 212V213H201ZM44 213V214H43ZM84 213V214H83ZM263 213V214H262ZM24 216H23V215ZM86 214V215H85ZM157 214V215H156ZM250 214H252V215H250ZM28 215V216H27ZM35 217H37V218H42V217H44V218H42L39 222H43V223H36V225L38 224L39 226H37V228H41V230L40 229H38L37 231H34V232H36V233H34V234H32V236H31V238L30 239H32V237L33 236H35V237H33V239L31 240V241H33V243H34V245H33V243L30 241V239L29 240H27L28 242L26 243V240L23 242V241H21L20 242V244H19V241L16 239V236H15V240L16 241H18V243L17 244H19V245H16V241L15 242H13V240H14V238H12V237H14L13 235H14V233L15 232H17V230L19 231V233H20V231H21V229H22V227L21 226H24L25 225V222L27 223L28 221H31V220H36V218L35 219H33L34 218V216ZM41 215V216H40ZM82 215H83V217H82ZM152 215V216H151ZM257 215V216H256ZM158 216V217H157ZM161 216V217H160ZM251 216H253L254 218H256V219H254L253 217V220H251V221H249V219H252L251 218ZM7 217H3V218H7ZM25 218L23 221H20L22 218ZM33 217V218H32ZM85 217V218H84ZM212 217H213V219H212ZM88 218V219H87ZM162 218V219H161ZM224 218V219H223ZM246 218H248L247 219V222L249 221V222H252L253 224H251V223H247V222H245L246 221ZM28 219V220H27ZM29 219H31V220H29ZM45 221H44V220ZM83 219H84V221H83ZM86 219V220H85ZM231 219H232V222H231ZM245 221H244V220ZM258 219V220H257ZM2 220V219H1ZM5 220H6V222H7V220H8V222L6 223L5 222ZM25 220H27V221H25ZM222 220V221H221ZM224 220V221H223ZM254 220H257L256 222L254 221ZM25 221V222H24ZM228 221L230 222V223H228ZM240 221H242V222H240ZM5 222V223H4ZM18 222H20V223H18ZM24 223L23 225H22V223ZM100 222V223H99ZM220 222V223H219ZM234 222H236V224L237 223H239L238 224V227H237V225H236V227H234L235 226V223ZM46 225H45V224ZM47 223H48V225H47ZM89 223V224H88ZM99 223V224H98ZM207 223V224H206ZM233 223V224H232ZM244 223V225L246 224V225H248L247 226V229H246V226H244V225H242L241 227H240V225L241 224H243ZM19 224V225H18ZM90 227H88L87 228V225ZM185 224V225H184ZM206 224V225H205ZM215 224V225H214ZM223 224V225H222ZM250 224L251 225H254V226H256V227H254V226H251L252 228H250V229H252V230H250L249 229V226H250ZM9 225V226H8ZM41 225V226H40ZM187 225V226H186ZM209 225H212L211 227L209 226ZM6 227L7 226V228H4L3 229V227ZM46 226H48V227H46ZM74 226V227H73ZM182 226H184V227H182ZM223 226V227H222ZM229 226V227H228ZM17 227V228H16ZM21 227V228H20ZM50 227H51V229H50ZM73 227V228H72ZM86 229V230H84V228ZM180 227V228H179ZM216 227V228H215ZM246 229V231L244 230V228ZM43 228V229H42ZM52 228H53V231H51L52 230ZM75 228V229H74ZM100 228V229H99ZM172 228V229H171ZM184 228V229H183ZM210 228V229H209ZM221 228V229H220ZM237 228V229H236ZM11 229V230H10ZM14 229V230H13ZM17 229V230H16ZM44 229L46 230V231H44ZM48 229V230H47ZM71 229H73V230H71ZM171 229V230H170ZM230 229V230H229ZM233 229V230H232ZM236 229V230H235ZM242 229V230H241ZM249 229V230H248ZM259 229V230H258ZM40 230V231H39ZM75 230V231H74ZM83 230V232H81ZM93 230V231H92ZM175 232H174V231ZM213 230H215V231H213ZM2 231V232H1ZM15 231V232H14ZM50 231V233H48V232ZM89 231V232H88ZM92 231V232H91ZM145 231V232H144ZM167 231V232H166ZM172 231V232H171ZM225 231V232H224ZM257 233H256V232ZM9 233V235H7L6 233ZM14 232V233H13ZM40 232V233H39ZM44 232V233H43ZM54 232H55V234H54ZM80 232V233H79ZM149 234H148V233ZM250 232V233H249ZM18 233V232H17ZM39 233V234H38ZM42 233V234H41ZM51 233H53V235H55L54 237H53V235L51 234ZM59 233V234H58ZM78 233V234H77ZM82 233L84 234L85 233V235L84 236H81V238L84 240L83 241V243H84V245L82 244V239H80L79 237H80V235H82ZM94 233V234H93ZM169 233V234H168ZM263 234V237H262V234ZM11 234H12V236H11ZM51 236H50V235ZM57 234H58V237H57ZM62 234V235H61ZM172 234V235H171ZM231 234H232V236H231ZM255 234V235H254ZM259 234H261V239H259L260 237V235ZM38 235L40 236V235H42V238H40V237H38ZM69 235V236H68ZM226 235V236H225ZM253 235V236H252ZM45 236V237H44ZM48 236H50V238L48 237ZM60 236H62V237H60ZM64 236H65V238H64ZM77 236H79L78 238H77ZM168 236V237H167ZM216 236V237H215ZM231 236V237H230ZM68 237V238H67ZM70 237V238H69ZM83 237H87V238H83ZM117 237H118V240H117ZM215 237V238H214ZM248 237V238H247ZM257 237V238H256ZM35 238H36V241H35ZM39 238V239H38ZM46 238H48V239H50L49 240V243H50V246H49V244H47V245H44L45 247H46V249H47V247H49L50 249H52L51 251L49 250L48 251V249H47V251L45 252L46 254L49 252V254H50V252H52V251H54V252H52V256H51V254L49 255H46L45 253H44V251H45V247H43L44 249V251L42 250L41 251V246H42V244L44 243V244H46V242H43V240L42 239H46ZM54 238H57V239H54ZM63 239V240H69V239H72V241L71 240H69L70 242H69V244L70 243H72L73 242V238H74V241H75V239H76V241H78L77 239H79V241H81V242H79V244H78V242H74L75 243V245H74V243H73V245L71 244L70 246H68L69 247V249L71 250V251H73L74 249V251L73 252H75V254H80L81 256H82V258H81V256H77V255H75V254H73L70 250H68V251H70V252H68L67 251V249L68 248H66V252L67 253H65V249H61V248H65V247H63V245L64 246H66L67 247V245L66 244H64L63 243V240H61L60 241V239ZM103 238H105V240H112V241H110L111 243H113V239H115V241L116 242H114L113 244H109V242H107V241H105ZM109 238V239H108ZM219 238V239H218ZM5 239V240H4ZM12 239V240H11ZM59 239V240H58ZM87 239V240H86ZM227 239V240H226ZM229 239V240H228ZM246 239V240H245ZM250 241H249V240ZM254 239V240H253ZM37 240H38V242H37ZM42 240V241H41ZM53 240V241H52ZM57 240V241H56ZM85 240H86V242L87 243H89V244H87L86 242H85ZM90 240V241H89ZM101 240V241H100ZM256 240V241H255ZM11 241V242H10ZM40 241H41V243H40ZM51 241V242H50ZM54 241H56L55 243H56V245H57V243H59L60 242V244L62 245L61 247L60 246H54V245H51V243H54ZM99 241V242H98ZM105 241V242H104ZM118 241H119V243H118ZM252 241V242H251ZM261 241V242H260ZM11 244H10V243ZM12 242H13V244L15 243V247H13V244H12ZM97 242H98V244H97ZM230 242V243H229ZM22 243H26V244H22ZM30 243V244H29ZM32 243V244H31ZM37 243V244H36ZM54 243V244H55ZM105 246V249L102 247L103 245ZM106 243H108L107 244V246H109L108 248H107V250H106ZM118 243V244H117ZM229 243V244H228ZM241 243V244H240ZM243 243V244H242ZM259 243V244H258ZM29 244V245H28ZM38 244L39 245H41V246H38ZM59 244V245H60ZM68 244V243H67ZM68 244V245H69ZM82 244V245H81ZM115 244H117V245H115ZM215 244H217V245H220V246H217L216 247V245ZM223 244H226V245H223ZM228 244V245H227ZM239 244V245H238ZM21 245V246H20ZM81 245V246H80ZM87 245H90L89 247H86ZM235 245V246H234ZM17 246V247H16ZM36 246V247H35ZM73 247V249H72V247ZM78 246H80V247H78ZM100 246L102 247V249L100 248ZM111 246V247H110ZM112 246H115L114 248H112ZM135 246V247H134ZM222 246H223V248H222ZM228 246V247H227ZM237 246H239L238 248H237ZM259 246V247H258ZM2 247H3V250H1L2 249ZM13 247V248H12ZM23 247V248H22ZM30 247V248H29ZM33 247H35L36 249H34ZM39 247H40V251H39ZM52 247V248H51ZM71 247V248H70ZM82 247V249H80ZM84 247H86V249H88L87 251H88V254L86 253L87 251L85 250V248ZM219 247V248H218ZM227 249H226V248ZM242 247H243V249H245V250H243L242 249ZM18 248H21V249H18ZM80 249L79 250V252H78V250H76V249ZM90 248H91V251H89L90 250ZM110 248H112V249H110ZM186 248V249H185ZM247 248V249H246ZM249 248V249H248ZM259 248V249H258ZM14 249V250H13ZM28 249V250H27ZM30 249V250H29ZM36 250L37 252L35 253V251L34 250ZM118 249V250H117ZM221 249H223V250H221ZM14 252H13V251ZM33 250V252L35 253H32L31 251ZM61 250V251H60ZM85 250V251H84ZM115 250V251H114ZM9 251V252H8ZM12 251V252H11ZM29 251H30V253H29ZM81 251V252H80ZM82 251H84V252H82ZM104 251H107V252H104ZM219 251V252H218ZM246 251V252H245ZM257 253H256V252ZM91 252V253H90ZM160 252V253H159ZM245 252V253H244ZM8 253V254H7ZM24 253V254H23ZM27 253V254H26ZM54 253V254H53ZM241 254V256H240V254ZM243 253H244V256H243ZM247 253V254H246ZM29 254H30V256H29ZM44 255V256H42V255ZM66 254H69V255H66ZM71 254V255H70ZM91 256H90V255ZM246 254V255H245ZM256 254V255H255ZM234 255H237L236 257L234 256ZM248 255V256H247ZM87 256H89V257H87ZM245 256H247V257H245ZM28 257V258H27ZM46 257H50V259L49 258H46ZM61 257V258H60ZM66 259H64V258ZM256 257H258V258H256ZM60 258V260H58ZM205 258V259H204ZM234 258H237V259H234ZM243 258V259H242ZM245 258H246V260H247V262H246V260H245ZM249 259V262H248V259ZM252 258H253V260H252ZM262 260H261V259ZM47 259V260H46ZM49 259V260H48ZM72 259H73V261H72ZM212 259V260H211ZM234 259V260H233ZM242 261H241V260ZM27 260V261H26ZM57 260V261H56ZM81 260V261H80ZM239 260V261H238ZM244 260H245V262H244ZM261 260V261H260ZM24 261V262H23ZM35 261V262H34ZM59 261V262H58ZM77 261H79V262H77ZM199 261V262H198ZM234 261V262H233ZM241 261V262H240ZM252 261V262H251ZM256 261V262H255ZM263 261V262H262ZM82 262V263H81ZM240 262V263H239ZM262 262V263H261ZM24 263V264H25ZM44 263V264H45ZM85 263V264H86Z\"/></svg>",
  "mask_w": 264,
  "mask_h": 264
}]
</instances>
